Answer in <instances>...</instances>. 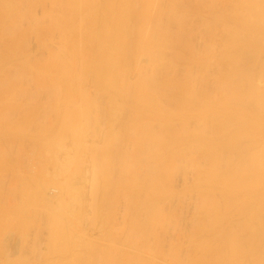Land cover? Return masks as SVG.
<instances>
[{
    "label": "rangeland",
    "instance_id": "1",
    "mask_svg": "<svg viewBox=\"0 0 264 264\" xmlns=\"http://www.w3.org/2000/svg\"><path fill=\"white\" fill-rule=\"evenodd\" d=\"M104 1L105 0H95V1L94 0H91V1L90 0L89 1L88 0H78V1L77 0H0V216H1L0 217V228H2V229H0V256H1L0 257V264H101V263L102 264H106V263L107 264H113V263H115V264H119V263L120 264H133V263L134 264H140V261L135 256L137 254L139 256H141L142 258L143 257L146 258V260H148V263L146 261L147 264H152V263L153 264H155V263L156 264H182V263L188 264L187 263L188 259H189L188 262H190L191 259H192V261H194V264L204 263L203 261H205V260L209 264H214V258H215V256H212L213 253H212L211 247L210 248L207 247L206 244H205L206 246L203 245L205 247V249L207 248L206 249L207 252L204 251L205 249H202V247H203L202 245H201L202 247H199L200 245H198V247L196 246L197 245L195 243L196 239L197 238L200 239L201 237H204V236H201V235H204L205 233H206V235L207 234H210L212 232L213 233H218V234L220 233L221 234L223 231L225 232L226 229H227L226 231L229 230L231 232V231L239 228L236 231H234L235 232L234 234H237L238 235V234L241 233V231L245 230L244 229V226H243L245 224L244 222L246 220V223H247L248 217H250L252 215V213H253L252 210H255L254 211V213H255L256 212V209H257V207H256V209L255 208H252L251 211H249L248 216L246 217L247 219L243 220L244 222L241 221L242 219L239 220L240 217L236 214L237 211H238L237 210L238 209L237 208L238 206L236 204L235 205L233 204L236 200L232 199L233 201L232 200L231 201L233 203L229 201L230 202V204H229V202L226 199L224 200V197H225L224 196V193H226V195H227L228 192L230 193L231 191L232 192L234 191L235 193H237V191L239 192V190L240 191L242 190L241 192H244L243 189H242V188H244V187H242L244 184H242V185L239 186V187H242L239 190H238V188H239L238 187V184L235 185V187L236 186L238 187V188L236 187L237 189L235 190V187L233 186V184L231 185V183L228 182V180L230 178V176H228L225 179H227V182H228V185L229 186H227L228 188H226V190H224L225 188L222 187V183H223L222 180H224V179H222V178H221V182L222 183H219L220 182V178L219 177H218L219 181H216V182H214V181L211 182L210 180H207L206 181L204 179H200V181H199V179L196 178V177L199 176L198 171L202 168V167L199 168L200 167L199 166V162H200L199 160H201V158L203 160H205V158H206V160H208L206 163L209 162V165L211 164L210 162H212L213 159H215V158L221 159L220 156H219V157H215L212 160H210V155L209 154L212 152L211 153V156H213V154L215 153V151L213 150L214 151L213 152L212 149H215V150H217V149L216 148L209 149L212 144L210 146L208 144H205L207 141L204 143V145H205L204 146L203 143H202V142H204V140L201 142V139L207 138V140H208V139H211L213 136H216V135H212V133L213 134H216V133L219 134L220 132H223L224 130H226L227 128L230 127V126L228 127V125H230L228 119L229 120L231 119L230 120V122H231V128H229V129H233L237 124L238 125L241 124L242 125L241 127L244 126L246 128V129H243V130L241 129L242 132L245 131L247 133L246 134H242V136H241L242 139H240V140H244L243 137L244 138L246 137L245 140L243 141V143H245L248 140L247 137L249 138V133H250L249 131H252V132L254 131V129L253 130H250V128L252 127V125L255 126V128L257 129V128H259L261 126L260 124H262V123H260L261 120L264 121V116H262L264 114V112H262V115L260 114L261 112L259 113V111H261V110L254 111L253 113H251L250 110H252V109H250L248 107H245V106H242L241 104L239 105V103H237V102H236L237 104L236 103L234 104V103H231L230 102L231 105H229L228 104L229 103L228 101H230L229 98L231 97L232 93H230L231 95L229 94L230 96L228 95V101L227 102H226V100H223L224 97L225 98L227 97V93L226 92H228V91L225 92L226 95H224V97H223L222 94H224V92H222V90L220 89V87H222V85H223V82L222 81H227V79H229V77L227 78V76H229V73L230 72H228V74L226 72L227 69H228L227 67H228L229 63H228V65L226 64L227 63L226 62L227 59H226L225 56H224L225 58L223 57L224 59H222V56L215 55V54H217V52L219 51V49H214V50L212 49V51L211 50L208 51V54H204L205 51H206V47L208 49H210V47L213 48L212 45H211L212 42H213L212 43L213 46H215V47L218 44H220L221 46L222 45H227L229 43V41L233 37H232V35H230L229 36V40H228L227 39L228 36L224 34L225 31L224 32L222 31L223 28L220 29V27H222V26H218L217 25L216 28L215 27H212L213 29L211 27H209V26L208 27L206 26V28H208V29L205 30V27L204 26H199V24H196V22H194V24H193L194 26L191 25L192 30L190 29V26H186V28L182 26L183 29L185 28L184 30L181 29L182 27L179 26V28L181 29V31L183 30V32H182L183 35H180V36L181 37L183 36L184 38L186 36L185 40L187 39L188 41H190L188 43L189 45L187 44L188 41L186 42L184 39H181L180 36H177V33L179 34L180 32H177L175 30L174 33H176V36L177 37H175V34L172 35V36L175 37V40H177L178 37H179L180 40H181V42H182V44H184L183 42L185 41V43L187 45V46L185 45L186 48H185L184 45H182L181 43H179L180 40H179V42H178V40H177V42H174L175 40H173V43L174 44L171 42V40H169L170 41L169 44L167 46H164L165 44H167V42H165V44L163 42L166 41V39L169 37V33L170 34L173 33V30L175 29V27H177V29H179L178 26H177V24H175V26L172 27V32L171 31H168V34H167V30L168 29L170 30L171 28H168L166 30V33L164 34V36L166 35V39H164L163 41L162 40L159 41V44L161 43V46L163 45L165 47L164 49L166 51H168L166 49V47L167 48L170 47L171 49L173 48L171 51H173L174 53H170V52L165 53V50H162L161 49L164 54H161V52L159 51L158 53H160V54L158 56L155 54V57H154V55H152L153 58L151 57V59H150V56L151 55L149 54L150 56H148L146 54L149 57V61H145V60L148 59V57L144 59V55L145 54L142 55L141 52H139L137 50L139 48L140 49L142 48L141 47L142 44H143V48H145V45L148 46V44H151L152 43L150 41H153L152 40V37H151L152 36L151 35V31L150 30L149 31L148 30H145V28L143 27V24H141V20L144 17H146L147 15H144V14L142 15V12L141 11L138 12V16H141L142 15L143 18H140L138 20L140 22H138V21L136 22L138 25L134 24L135 21L133 20L132 25L134 24V26H132L131 29L133 27L136 28L138 33L135 32L136 30H133L132 34L135 32L134 33L135 36H134V38H131V37H133V35H130V37H129V35H128L129 32H127L128 33L127 34L125 32L126 30L125 31L124 30L118 31L117 30V27L114 28V25H113V22L115 21V19L118 16H120L121 18L123 16H126V14H128V16H129L132 13L130 11V9L123 7L124 9H128L130 11L129 13H127V11L125 10L126 11V14L123 15L122 14L123 13L122 12V9L120 10V9L114 8L112 6V4L114 5V0H112L113 1L112 4H109V3L112 2L110 0H106L105 2ZM103 3L104 4L106 3L105 4V7H104ZM69 7H70V9H69ZM80 7H82V9ZM105 8H107V10H105ZM110 9L113 10V11L111 12ZM136 10L134 9V11H136ZM98 11H99V13H98ZM117 11H119V13ZM117 14H119V15L116 17ZM112 15H114V16H112ZM80 16H81V18H80ZM111 17H112L113 20L111 19ZM88 18H91V19H88ZM191 18H193V20H194L195 16H193V17L191 16ZM191 18H190V20H192ZM132 19H134V18L132 17ZM111 20L113 22H111ZM122 20H120V21H122ZM81 24H82L83 27L81 26ZM135 25H136V27H135ZM196 26H199L202 30L199 27L197 29ZM108 27H109V31H108ZM209 28H211V29L209 30ZM63 29L66 30V31L64 32ZM217 29H218V31H216ZM198 30H200V32ZM85 31H87V32H85ZM146 31L150 32V37H146L145 36V34L149 36V33L146 32ZM160 31H162V30H160ZM160 31H156L154 33L155 36H156V33L157 32H160ZM197 31H198V34H197ZM89 32H90V34H89ZM164 32H165V30H164ZM184 32H186V33H184ZM187 32H189L188 33V35H189L188 37H189L190 40L187 38ZM92 33H95V34H93L94 39H92L93 38L92 35H91ZM102 33H103V35H102ZM199 33H201L202 36ZM184 34H185V36H184ZM216 34H218V35L216 36ZM105 35H106V37H108V39L105 37ZM162 35H163V33H162ZM162 35L160 36V33H159V35H157L156 37L160 36V38H161ZM192 35H193V37L194 36L195 37H199L200 39L194 37L195 40H193V39H191ZM228 35H229V33H228ZM61 36H62V40H61ZM124 36H125V38H123ZM11 37H13V38H11ZM156 37L154 38L155 40L157 39ZM81 38H82V40H83L84 43L82 42ZM129 38H131L130 39L131 41L128 40ZM140 38H142V40H140ZM146 38H147V40H146ZM148 38H149V40H148ZM163 38H165V37H163ZM123 39L125 40L124 44H126V45H124V44L123 45H116L117 48H118V46H120V47L121 46H124L123 47L124 49L121 50V54L119 52V55H118V53H117L118 51L115 52L117 49L115 48L116 50L114 51V47L113 46H115L114 44H115L116 41L118 42V43L116 42L117 44H122V42L124 41ZM133 39H134V41H135V39H137V41H135L136 43L135 42H132ZM182 40H184V41H182ZM198 40H199V43L197 44ZM251 40L254 41L253 39H250V41H248V43H250L252 45H257V46H259L258 44H260V46L262 45L263 48H264V44H261V43H257L256 44L255 42H251ZM67 41H69V42H67ZM138 41H140V42H138ZM191 41L196 46H198V45L201 44L199 47H196L195 46V49L194 50L197 53L195 51L194 52L196 54L193 51L191 52V50H193V49H190V48L194 46V45L193 46L190 45L191 44ZM214 41H215L216 44L217 43L218 44L215 45ZM221 41H222V43H221ZM236 41H237V39H236ZM157 42H156V44H157L156 46H158V43ZM205 42H206V45H207L206 47H205ZM224 42H225V44H224ZM241 42L242 41H239L238 40V43L236 45H238V44L239 45H242V44L245 45L247 41L246 42L243 41L242 43ZM244 42H245V44H244ZM129 43H131L133 45V47H131L132 45L129 44ZM133 43H135V44H133ZM138 43L139 44L141 43L140 44V47H138L139 46ZM235 43H232V44H235ZM58 44H59V46H58ZM136 44H138V45H136ZM176 44H177V47H176ZM179 44H181V45L179 46ZM208 44H209L210 47L208 46ZM243 45H242V47H243ZM125 46L128 47V48H126ZM189 46H190V48H189ZM262 46H261V49L263 50ZM219 47L220 46L218 45V47H216V48H219ZM160 48H163V47H160ZM160 48H157L156 47L154 49L157 50V49H160ZM170 48H169V50H170ZM59 49H60V51H59ZM66 49H67V51H66ZM77 49H79L80 52L79 51L77 52ZM85 49H87V50L84 51ZM118 49L120 51V48H118ZM220 49L222 50L223 48L221 47ZM102 50H103V52H102ZM129 50L132 53H130ZM258 50H260V49H258ZM70 51H72V52H70ZM87 51H89V52H87ZM220 51L218 53H220ZM124 52H126V53L129 54V55H127V57L130 59L129 60L128 58H126V62H125L126 64L123 62L124 58L126 57V55H125ZM136 52H139L142 55V58L143 59L142 58L141 59L143 60V62L142 61L141 62H142L143 65H141V62H140L141 55L139 53H136ZM70 53H72V54L70 55ZM86 53H89V54H86ZM148 53H150V52H148ZM132 54H134L133 57H132ZM137 54L139 55V59H137L138 58V55ZM170 54H172V56ZM112 55H113V58H112ZM160 55H162V56L164 55L163 56L164 58L167 55L168 56H171V57H168L167 59L165 58L167 61L165 59H163V60L166 61V64H165L164 63L165 61H160V59L162 60L163 57L158 58ZM215 56L216 57H220L219 58V61H218L219 62L218 65L217 64L216 65L214 64L215 61H214V63H212L213 62V58ZM134 57H137L136 59L138 60V62H137L138 64H135L136 62H135ZM207 57H210V59L207 58ZM62 58H63V60H62ZM117 58H119V59H117ZM156 58L159 59L158 62H157V60H155ZM182 58H183V60H181ZM204 58H205L206 61L205 60H202ZM133 59H134V61H133ZM168 59H170L169 60L170 63H168L169 62ZM200 59L202 61H204V62H202ZM208 59L210 61H208ZM216 59H218V58H216ZM220 59H221V62H220ZM65 60H67V61H65ZM97 60L99 62H101L102 64L101 63L99 64V62ZM223 60H225V61H223ZM152 61H155L157 63H154L153 64ZM172 61H173V63H171ZM197 61H198V64H199V61H200L201 62L200 65L201 66L203 65L201 67L202 69L205 68V69H203V71H202V69H200V65H198V66L196 65L195 62H197ZM109 62H111L113 64H111ZM147 62L148 63L150 62L151 64L149 63L148 66H146L147 65ZM210 62H211V65L212 66L209 65ZM174 63L175 64L177 63V64L175 66H173L172 64H174ZM216 63H217V61H216ZM222 63H225V64H222ZM120 64H122V66H118ZM170 64L172 66H170ZM204 64H205V66H204ZM108 65L111 66V69H109V72L107 71V68H106ZM157 65L159 66V69H158V66ZM187 65H189V66L186 67ZM208 65H209V67H207ZM78 66H80V67H78ZM103 66H105L106 69H104ZM166 66H168V67L170 66V67L169 68L168 67L166 68ZM246 66H248V63L244 64V67H246ZM82 67H83V69H82ZM118 67H120V68H118ZM150 67H151V69H150ZM221 67H222V71L225 70V74L224 75H226V76H224V77H226L227 79L226 78L223 79V78H221V76H219V75H223L222 73H224V72L221 71ZM229 67H230V65H229ZM68 68H69V70H68ZM86 68H88V69H86ZM179 68H181V69H179ZM95 69H97V70H95ZM126 69L129 70V71H127ZM157 69H158V71H157ZM168 69H170L169 72H168ZM192 69H194V70H192ZM214 69H215V72H213ZM111 70H113V71H111ZM143 70H147V71L145 72ZM154 70H155V75L157 74V77L155 79L157 81V85L162 84V83H160V81L161 82L166 81V82H164L165 84H167V82L170 81L169 82L170 84L169 85L167 84L169 86L167 95H169V92H171L169 97H172V95H173V97L177 96L175 98V100L172 99V98H169V99H171V101L169 99H166L167 101H169V102H166L165 101V98L163 97L164 95L161 93V92L165 91V92H163L165 94L166 93V90H164V89H166V88H162L161 89V87L159 86L160 87V89H159V87L156 88L157 86L154 85L155 83L152 84L153 80H151V77H152L151 74H150V76H151L150 78H148V76H149V73L150 72H153L152 74H154ZM165 70H167V71H165ZM219 70L222 73H219L218 72ZM95 71H96V75H98L100 77H97L96 75H94L95 74L94 73ZM116 71L118 73H115ZM190 71H192V74L194 73V75H192ZM195 71H196V74H195ZM228 71H231V70L228 69ZM82 72H83V74H82ZM105 72L106 73H109V74H106ZM124 72H126V73H124ZM158 72H159V74H158ZM128 73H129V76H127ZM123 74H125L126 77H124ZM144 74H145V76H144ZM84 75H86V76H84ZM107 75H108V77H107ZM146 75H147V79L150 80V81L149 80H147V81L150 82L151 84L150 83L147 84L148 83L147 81H146L147 83L145 82L144 79H146V78H144V77H146ZM216 75H218V77L221 78V79L219 78V80L222 83H220L219 80L216 81L218 79V77ZM118 76H119V78H118ZM130 76H131V78L133 77L132 78V82H131ZM207 76H208V78L209 77H212V79H209L208 80ZM114 77H116V78H114ZM128 77L130 78V81H128V79H129ZM136 77H138V79H136ZM141 77H143V78H141ZM170 77H171V80H170ZM172 77H174V78H172ZM192 77H194V78H192ZM107 78H108V80H107ZM188 78L190 80H188ZM195 78H196V80H195ZM206 78H207V80H206ZM116 79H117V81H116ZM123 79L124 80L127 79V82L124 81ZM172 79H174V80H172ZM213 79L214 80L216 79L215 80L216 83H220L221 85L220 84H214L215 81H213ZM68 80H72V81L69 82ZM104 80H105V82L106 81L107 82L105 83ZM158 80H160V81H158ZM112 81H113V83H112ZM120 81H122V83H120ZM187 81H188V83H186ZM194 81H196L195 82L196 84L194 83ZM65 82H67V83H65ZM102 82H104V83L103 84H99V83H102ZM125 82H126V85H125ZM158 82H159V84H158ZM179 82L183 83V85H181V83H179ZM202 82L203 83L205 82V83L203 84ZM127 83H128V86H127ZM164 83L162 84V86L168 87ZM177 83H178L179 86L177 85ZM144 84H145V86H144ZM146 84H147V86H146ZM171 84H172V86H171ZM200 84H201V86H200ZM149 85H150V88H149ZM151 85H152V87H151ZM193 85H194V87H193ZM215 85L217 87L219 85V89H216L217 87ZM110 86H111V88H110ZM125 86H126V88H125ZM187 86L189 87V89H188ZM195 86H196V89L197 90L195 89ZM146 87H148V88H146ZM107 88H109V89H107ZM170 88L171 89H174V90H171ZM202 88L205 89V90H202ZM176 89H178L179 91L176 90ZM152 90L153 91H155V90H158L159 91L160 90V91L157 93L156 91L153 92ZM169 90H171V91H169ZM182 90H183V92H182ZM216 90H218V91H216ZM236 90L237 89H235V91ZM180 91L182 92V95H181V92ZM263 91H264V88H263ZM205 92H206V94H205ZM175 94H177V95H175ZM190 94H192L193 96L190 95ZM195 94H196V96H195ZM126 95H127V98H126ZM152 95H153V97H151ZM205 96H207V97H205ZM208 96H209V99H208ZM141 97H143V98H141ZM222 97H223V99H220ZM178 98H180L181 100H179ZM141 99H143V100L141 101ZM162 99H164L165 102ZM196 99L198 100V102H197ZM211 99H212V102H210ZM213 99H214V101H213ZM219 100H220L221 103H217V102H219ZM145 101H147V102L150 101V102L147 103ZM172 101H174V102H172ZM175 101L178 104H176ZM223 101H224V103H223ZM158 102L159 103L161 102L162 104H159ZM193 102H196V103H193ZM149 105H150V107H149ZM159 105H160V107H159ZM162 107L164 109L166 108V110H165L166 112H164V109ZM220 107L221 108H224V110L221 109ZM203 108L205 110H203ZM216 109H217V111H220V113H218L216 115L214 113L212 115L211 112H215ZM192 110H193V112H192ZM207 110H209V111H207ZM133 111L135 112L134 114L132 113ZM149 111H151V112H149ZM262 111H264V110H262ZM136 112H137V114H142V113L145 114L146 117L149 118V119H153L155 115H158V113L164 115V117H165V124L167 125V126L166 125L164 126V129H163L164 132L161 131L162 136H164V141L166 142L167 141L166 138H168L170 136L172 137V134H173V137L172 138L170 137L171 138L170 139V142L169 141L166 142L167 144L175 141L176 139L178 140V137L179 136H180L179 139L180 138H183V135H185L184 137H186V140L187 141H183V142L180 141L181 144H179V145H184L185 144L186 145V146L184 145L186 147L185 150L183 148L184 146L183 147L182 146H179L180 148L182 147L183 149H180L179 147H178V149H176L177 151L179 150L178 153L176 151L170 152L171 150L169 151L168 149H165V156H166V159L165 160H168V161H165V163L163 165V170H165L164 168L166 167V169H167V170H165L166 172L167 171L169 172V169L171 170V172H172V170H174V172H175V169L174 168L177 166V163H178L177 160L180 162L181 157L182 156L185 157V155L190 156V157H186L185 158V160L187 159L186 160L187 163H189L190 165L189 164L186 165V162H183L184 157L182 158L183 160L181 159V161L183 163H185V166L187 168H189L191 166V164H192V163H190V160L191 159H192V161H194L196 159L195 161L197 163V164L194 165L195 162H193V173L194 172H197L196 174L194 173L196 175V177H195V175L193 173L190 174V172L192 170L191 169L192 166L189 169L186 168V171L187 170L189 171V172L187 171V173L189 175V176L187 175L188 176V179L190 178V175H192V179H193V177L196 178L195 180L193 179L195 182L192 181V183H190L189 186L187 185V188L184 187L183 188V191H181L179 193L178 197L175 200H173V202L172 201H169V198H167V197L163 198L161 200L162 201V203H161V205H162L161 207L162 208H160L161 210H158V206L156 205L158 212H156V215L155 214L153 215V216H156V218H154L152 216V214L154 213L152 210L154 209V211H155L156 208L155 207H151V204H149L152 201L154 202V199H153L154 195H153V193H156V192H154V191L151 190V195L153 196L151 198L150 197L151 195H149L150 191L141 188V191L143 193H146V197L149 195L147 198H145V194H143L144 196H142V197L145 198V200H146V201H144L145 203H142L141 200H144V198H142V197H140V199L142 198L141 200L139 199V197L137 195H136V198L131 197V194H132V196H135V193L133 194L132 191L130 190V188H135L134 190H136L139 187L136 188L135 184H137V182L134 181L135 178L134 177L132 178V175H130V174H133L134 171L131 170V168L128 167V163L130 162L131 158L130 157L129 158L127 157L129 155V153L127 154L128 150L125 148V146L128 147V145H130V144L133 143V140H132V143H131V139H134V142H136V141L138 142L137 139H139V137H142L143 136L142 131H144L143 129L145 128V126H144V124H145L144 121L145 120L142 121V124H143L142 126H144V128H141V125H140L141 122L138 123L139 120L141 121V118L138 117V116L136 117L138 119L135 118ZM209 113H210V115H209ZM223 113L224 114L227 113V114L224 115ZM247 113H249V114H247ZM255 113L256 114L258 113L259 117H257L258 115L256 116ZM219 114H221V116L222 115L225 116V118L223 119L225 121V123H224V121L223 122H218V123H217V120L214 121L215 119H218L216 116H218ZM211 115H212V117L215 116L216 118L215 117L212 118ZM227 115H228V117L230 115H233V117L230 116L231 118L229 117L227 119L226 118ZM221 116H218L219 118H221V119H218L219 121L220 120L222 121V117L223 116L222 117ZM239 116H240V118H239ZM243 116L246 117V118L244 119ZM254 116H256V117H254ZM207 117L211 118V120L213 119L214 123L216 122L217 125L215 126V124H212L213 121H211V124H210L211 125V128H210L209 127L210 125H208V122H207L209 120V118L207 119ZM235 117L238 118V119H236ZM232 118H234V119H232ZM252 118H253V120H252ZM134 119L135 120H138V121L137 122H134L135 121ZM202 119H204V120L206 119L207 121H204V122L201 121L202 123H204V124H202V123H200V120H202ZM226 120L228 121V124H227V121ZM244 120L246 122H248L249 125L251 123V125H250L251 127H249V131L247 130V128H248L249 125L246 127L245 124H244L245 123ZM258 120H259V122H258ZM132 122H133V124H132ZM205 122H207V123H205ZM252 122L255 123L256 125H259V126L257 127L256 125L252 124ZM187 123H189V124L187 125ZM198 123L199 124H202L200 126H203V127L198 126ZM222 123H223V125H222ZM138 124H139V126H138ZM169 124L170 125L173 124L172 126H174V127L171 128ZM175 124L177 126H175ZM184 125H185V127H184ZM204 125H206V126L208 125V127H207L208 129L205 127L206 133L203 131L204 130ZM213 125L215 126L214 129H213ZM224 125L226 127H224ZM124 126H126V127H124ZM168 126H169L170 130H169ZM146 127H148V126H146ZM165 127H167L166 128L167 130L165 129ZM261 127L264 128V125H262ZM124 128H125V130H124ZM135 128H137V131L135 130ZM187 128H189V129H187ZM191 128L192 129L195 128V129L192 131ZM209 128L211 129L212 132H210V129ZM223 128H224V130H223ZM260 128L258 129L260 131L259 134L258 135L255 134L256 135L255 136L253 134L255 132L251 133L250 134V138H249L250 141L248 140L246 143L252 142L253 141V138L255 140V137H259V135L263 132V131L260 130ZM200 129H201V132H200ZM238 129H240V128H238ZM238 129L237 130L236 129H233L230 132V134L231 133L233 134V132L235 133V132L239 131ZM77 130H78V132H77ZM100 130H101V134L103 136L99 134L100 133ZM122 130H124V131H122ZM132 130H134V132H132ZM207 130H209L208 132L211 133V134H209V137L207 135ZM213 130H214V132H213ZM241 130L239 131V133L241 132ZM184 131H186L187 133H185ZM202 131L207 136L206 135L203 136ZM102 132H106V134L105 133H102ZM126 133H127V135H126ZM139 133H140V136H138ZM237 133H235V134H237ZM252 134H253V137L251 136ZM97 135L100 136V137H98ZM125 135H126V137H125ZM147 135H146V137H147ZM176 135H178V137H175ZM211 135H212V137H211ZM246 135H248V136H246ZM261 135H264V134H261ZM104 136H107V137H104ZM195 136H198V137H195ZM81 137L82 138H85V139L87 138V140H88V146L90 147V148L87 147V149H85V148L84 149H81V151L83 150L85 153L88 152L87 155H88L89 158H90V156L92 154L95 155L96 152L98 151L97 154H96L98 157L96 155H95L96 157L95 156L93 157V155H92L91 156V159L93 158L95 160L97 158L96 160H98V158H99L98 164H96L97 167H98V165H102V164H104V162H106L104 164L105 167H103V169H102L103 170L102 173H104L105 176L106 175H109L110 176V177L109 176L108 177L107 176L104 177V175H102L103 176L102 177L101 174L98 173V175H100V176H98L99 177V180H100V185H99L100 187L98 189V195L95 198L96 201L94 200L95 202L93 204V205H95L94 206L95 209L93 208V212L91 211L92 214L89 213L90 220L88 221L89 223L87 222L88 225L86 227L87 228L86 229V232L83 231L84 228L82 227V225L81 224H78V222H79L78 219H76V218L73 219L74 218L73 215H72L73 218L70 216V212H68L66 205H62L61 207H55V208L49 207L48 208L47 206H49V205H47V204L45 205V202H43L41 198H40L41 200L40 199L39 200L36 199L37 197L35 198L34 191H33L34 190L33 183H31L30 180L27 181L26 179L23 178V174H27V173L28 174H34V173L36 174V172L40 173V171L43 170V167L41 168V165L42 164L43 165H46L45 167H47L48 170L53 171V169L55 167L54 157H56L57 155L62 156L63 153L66 152V150L64 148H70V150H71L74 147V145H75V140L77 138H81ZM133 137H135V138H133ZM187 137H188V139H187ZM189 137H191V138H189ZM261 137H263V136H261ZM115 138H117L119 140V142ZM119 138H121L122 140L119 139ZM148 138H152V134H149V137ZM174 138H175V140H172ZM251 138H252V140H251ZM128 139H130V140H128ZM152 139H155V136ZM191 139L192 140L197 139L198 142L196 143L197 140L194 142ZM258 139H256L253 142H256V144H257V142H259L261 140L260 139L259 141H257ZM111 140H113L116 143L112 142ZM189 140H191V141H189ZM263 140H264V137L262 138V140L260 142V145L258 147H260V146L263 145L262 144V142L264 143ZM96 141L99 142V143H101L99 146L97 145L99 148L98 147L97 148H93L95 146L94 142H96ZM102 141H103V143H102ZM189 142L190 143L191 142L192 143H196V144H194V147H196V146L197 147L196 148L193 147L194 149H196L195 150L196 152L194 151V149L192 150V148H191L192 146L189 145L190 144ZM200 142H201V144H199ZM106 143H108V144L106 145ZM109 143H111V144H109ZM246 143L244 145H246ZM104 144H105V147H104ZM63 145L64 146L66 145V146L64 147ZM100 146H101V149L102 148H104V149L101 150L100 149ZM106 146L108 147V149L106 148ZM119 146H121V147H119ZM187 146H189V147H187ZM198 146L201 147L202 149L200 148V150H199V147ZM219 146H221V145H219ZM219 146L217 147L218 148V150H217L218 154H219V152H222V146L221 147H219ZM253 146H256L255 143L253 144ZM252 147H251V149H252ZM122 148H123V150H122ZM119 149H120L121 154H120V152H118ZM125 149H126V151L124 152ZM219 149H221V150L219 151ZM258 149L259 148H257V150ZM187 150H188V152H187ZM208 150H211V151H209V153H208ZM257 150H256V152L259 153V150L258 151ZM83 151L81 152V155H83V157L86 158L87 155L84 154ZM204 151H205V153H204ZM223 151H225V150H223ZM129 152H130V155L129 156H131V151H129ZM166 152H168V154ZM169 152L172 153L171 154L172 156L170 155ZM173 152H175V153L173 154ZM179 152H184V153L180 154ZM206 152L208 154L207 156L205 155ZM222 153H224V152H222ZM252 153H254V151ZM104 155H105V157H104ZM173 155H177V156L175 157ZM179 155L180 156L182 155V156L179 158ZM222 155L223 154H221V156ZM254 155H256V154H254ZM106 156H108L107 159L109 158L107 161L104 160V159H106ZM113 156H114V158L111 159ZM192 156L193 157L196 156V158H194V160H193V157ZM122 157H123V159H122ZM91 159H90V161L93 163L94 160L93 159L91 160ZM101 159L103 160V162H101L102 164H99ZM118 159L120 160V162L123 160L121 162L122 165H121V163L119 162ZM126 159L128 161H126ZM188 159H190V160L188 161ZM96 160H95V163H97ZM111 160L114 161V164L115 165L113 163L111 164V162H113ZM203 160H202V162H204L203 164L206 166L205 161H203ZM117 161L119 162V164L121 166V169L124 166L126 167V169H124L125 167L122 169L123 173H122V171H120V166L118 168V165L119 164H118ZM174 161L176 162V164H175L176 166L174 165V168L173 167L170 168V166H173ZM182 162H180V163H182ZM125 163H127V164H125ZM166 163H167L169 169L165 165ZM110 165L111 166L113 165L115 167L112 168V167H110ZM183 165L180 166V167L178 166L181 169H179L178 167H177L178 169L176 168V171L178 170V172L180 174L181 173L182 174H184V173L186 174L185 171H184V173L181 171L182 168L185 167ZM106 167H107V169H104ZM194 167H196V169L198 168L199 170L198 171L197 170L194 171ZM127 168H129L130 170L127 169ZM205 169H208V168L206 167ZM99 170H100V168H99ZM125 170L131 171V172H129L128 175H127V173H124ZM201 170H203L201 172H204L205 171L203 168ZM165 171L162 172V175L163 176H162V179H161L162 180V185L164 184L165 187L164 186H160L159 189L161 191H159V192H157V194H155L156 197L159 194H161V193L168 194V193H171L173 190H177L176 189L177 187L175 188L176 185L174 183L177 184L180 181L179 179L182 177L181 176L182 174L180 175L179 173H176V176L178 177L177 178L178 180H177L175 174L172 176V173L169 172V175H168V172L165 173ZM205 172H207V171H205ZM110 173H112L113 175L110 174ZM120 173L121 174H124L123 176H127L128 177V181H125V180H127L126 179L127 177H124V179H123V176L120 175ZM177 174H179L180 177ZM185 174H184V177H187ZM197 174H198V176H197ZM241 175L243 176V174H241ZM241 175H239L240 177L237 176L236 179L237 180L238 179L240 180V178H242ZM120 176L122 178H120ZM133 176H134V174H133ZM170 176H171V178H170ZM217 176H220V175H217ZM249 176L251 178H253L251 175H249ZM174 177H175L176 181L174 180ZM202 177H203V173H202V176H199V178H202ZM204 177L207 178V176H204ZM116 178H118V180ZM243 178L241 179V181L243 180ZM107 179H108L109 182H107ZM182 179H184V178H182ZM211 179H213V178H211ZM214 179L216 180L217 177L215 176ZM255 179L250 180V182L253 181V180L258 181L257 180L258 177L255 176ZM123 180L125 181V183H123L124 182ZM131 180L134 181V182H136V183L131 182ZM161 180H159V181H161ZM173 180H174V183L171 184ZM201 180H204V181L202 182ZM118 181H119V183L117 184L116 182H118ZM129 181H130V183H129ZM182 182L179 185H181ZM108 183L110 184V187H109ZM205 183H207L208 188H207V186H205L206 185ZM217 183H219L221 185L218 184L219 185L218 186ZM256 183H258V182H256ZM124 184H125V186H124ZM252 184H251V187H250V185H249V187H248V185H246L247 187L244 185L245 186V189H244L245 192L244 193L247 194L248 192L249 193L252 192V187L253 188L255 187L254 184H253V186H252ZM116 185H119V186H116ZM173 185H174V187H173ZM230 185L233 186L234 189ZM48 186H49V187H47L48 189L49 188L50 189L51 188L52 189H59V185L58 184L57 185L56 184H48ZM166 186H169V187L167 188ZM201 186H203L204 188H202ZM115 187H116V189H115ZM193 187L195 188V191H194ZM218 187H220L221 189L218 188ZM217 188H218V190H217ZM229 188L230 189L232 188V189L230 190ZM248 188H250L251 191ZM48 189H47V191H49ZM109 189H111V190H109ZM117 189H119V190H117ZM191 189H193V190H191ZM196 189H199V192L201 193V195H202V193H206L207 192L206 194H203L202 197H201L200 193H198L200 195V197L202 198L200 200H203V201H200L199 200L198 202H196L198 204L201 203V206H199V207H198V204H197L196 207H198V209H196L195 207H194L195 208L194 209L193 208L194 205L191 204V203H195L193 200H195L196 198L197 199L200 198V197H198L199 195H197L196 198L194 196V194H195L194 192H196ZM206 189H208V191H206ZM201 190H202V192H201ZM203 190H205V191L203 192ZM209 190H210V192H209ZM221 190H223V191H221ZM129 191H131V194H129V195H130V197L133 200L134 199L135 200H138L139 199L141 201V207L139 208V206H137L139 208L138 209L139 211L136 210L137 209L136 205H140V201L139 200H138L139 202L133 201L129 197V195L127 194V192L129 193ZM136 191H138V190H136ZM212 191L214 193H216V191L218 193H220V192H224V193H223V198H222L221 195H220L221 197H219L218 196L219 194H215L219 198H217L218 200H214V198H211V201L210 202L212 203V200H214V201H216V204L213 202L212 205L209 206V203L210 202L209 203H207V202L210 200V197H212V196L214 197V194H213ZM147 193H148V195H147ZM249 193L247 195H249ZM115 195H117V196H115ZM121 195H123V196H121ZM126 195H128V196H126ZM113 196H114L115 200H114ZM127 197L131 201L128 200ZM206 197H207V199L209 197V199L207 200ZM124 198L126 200H124ZM182 198L185 199L186 201L185 200H182ZM187 198L188 199L191 198L189 200V202H188ZM240 199H242V194H241ZM150 200H151V202H149ZM170 200H172V198ZM124 201L127 202V204ZM128 201H130V202L128 203ZM205 201H207V202H205ZM221 201L224 204H226V205H222L223 203ZM108 202H110V205L108 204ZM131 202H132V205H131ZM135 202H137V203L135 204ZM163 202H164V204H163ZM174 202H176V203H174ZM180 202H181L182 205L179 204ZM187 202H188V204H187ZM202 202H205V204L207 203L206 206L208 208H206V206H204L205 204L203 205ZM177 203H178V205H177ZM231 203H232V205H231ZM236 203H238V201H236ZM128 204H130V205H128ZM147 204H148V206H147ZM217 204H218V206L219 205H222V206H220V208L221 207L222 208L221 209L219 208L221 211H219V209H217L218 208L217 207ZM183 205H185V206H183ZM227 205H229V206H227ZM152 206H155V205H152ZM186 206H188L187 209H186ZM202 206L205 207L206 209L203 208ZM211 206L214 207V210L217 207L216 208L217 211L216 212L214 210L212 211L210 209ZM230 206H231V208L229 209L228 207H230ZM135 207H136V209H135ZM190 207H191V209L193 208V210H195V212H197L196 213L197 216H194V213L195 212L192 211L190 209ZM129 208H130V210H129ZM173 208H174V210H173ZM226 208H227V210H226ZM235 208H237V209H235ZM118 209H119V212H117ZM131 209L135 212L136 215H134V212ZM176 209H177V211H175ZM182 209L184 210V212L182 211ZM200 209L202 211H205V212L201 213L202 211ZM203 209H205V210H203ZM231 209H235L236 211H234V210L231 211ZM146 210H148V211H146ZM199 210H200V214L201 215L198 214L199 213ZM188 211L191 214H189ZM206 211L207 212L209 211V212L206 213ZM229 211H231V212L228 213ZM122 212H125V213L123 214ZM210 212H211V214H210ZM213 212H215V213H213ZM143 213H146V214L144 215ZM168 213H169V216H168ZM205 213L208 214V216L217 213L216 216L218 215L219 216V219L221 217L222 218L220 220H218L217 219L218 216H217V218L215 219L217 222L215 221V224H214V221H213L215 217L212 218V219H209V220H212L211 222H213V224H214V227H211L213 225H212V223H210V221H208V219L206 217L207 215ZM220 213L222 214L221 216H220ZM225 214H226V216L229 217V219L227 217L228 220H225L226 219ZM130 215L131 216L133 215L135 217L133 218V216L131 217ZM191 215H193V216L191 217ZM148 216H149V218H150L151 221H156V223L149 221ZM164 216H165L167 222L164 220L165 219ZM180 216H182V217L184 216V217L182 218ZM198 216H199L198 219L199 220L201 219L200 223H202V225H203V218L205 219V217H206V220L209 222L208 224L207 223L204 224V225H206V227H204V228H202L203 226L200 227L199 220L197 222V219L194 218V217H198ZM230 216H231V218H230ZM234 216L236 217L237 220L234 218ZM52 217H53V219H52ZM129 217H131V218H129ZM211 217H213V216H211ZM223 217H225V218H223ZM2 218H4L3 219L4 221H2ZM106 218H107V220H106ZM162 218H164L163 219V222H161ZM170 218H174L177 221H175L173 219H170ZM180 218H181L182 221H180ZM250 218H249V220H251ZM5 219L6 220L8 219L7 221H9V222H10V219H11V223L10 224H8V222L6 223V220ZM88 219H89V217H88ZM185 219L190 220V221H187ZM191 219H193V220L191 221ZM194 219H196V220H194ZM231 219H233V222H231ZM60 220H62V221H60ZM144 220L145 221L147 220V222H145ZM234 220H235V222H234ZM238 220L241 221L240 223H242L243 230H242V227H241L240 223L237 222ZM261 220H262V223L264 225V218L261 219ZM139 221H140V223H142L141 224L142 225L141 227H140ZM195 221H196V223H195ZM207 221L204 220V222H207ZM220 221L221 222L223 221L224 223L223 222L220 223ZM227 221L229 222V225L230 226L227 225L228 224ZM1 222H2V224H1ZM60 222H62V223L64 222V223L60 225ZM76 222H77V224H76ZM160 222H161V225L159 226L158 224H160ZM170 222L171 223L173 222L172 223L173 226L175 225L176 226L175 228L178 229V230L175 231L174 227L172 226V224ZM188 222H191V223L189 224ZM192 222H194V223H192ZM230 222L231 223H235V224L233 225ZM251 222L249 221V223L246 224L247 227L250 226V224H251L250 227L252 228L253 222L252 223ZM28 223H29V225H28ZM50 223H53V224H50ZM183 223H184V225H183ZM198 223H199V226H198ZM5 224L7 226H5ZM134 224L135 225L137 224V225L134 226ZM152 224H154L155 226L152 225ZM166 224H167V226H166ZM178 224L181 227H179ZM188 224L191 227L193 226L194 231L197 232L196 235H195V233L193 234V236L190 235V234L193 233V232L191 233V231H193V228L191 229V227ZM191 224H193V225H191ZM209 224H211V225H209ZM53 225H54V227H53ZM63 225H65V226H63ZM144 225L146 227L148 226L147 229L149 230L150 233L148 231L146 233L144 232V230L146 229V227ZM162 225H164V226L162 227ZM216 225L219 226L221 229L219 227L217 228ZM232 225L234 227H232ZM239 225H240V227H237ZM246 225H245V228H247ZM128 226H130V227H128ZM183 226H186L187 228L186 227L183 228ZM227 226H229V229H228ZM27 227H28V229H27ZM97 227H98L99 230L97 229ZM139 227L141 228L140 231L137 230V229H139ZM151 227L153 229H151ZM177 227H179V228H177ZM195 227H196V229H195ZM231 227L233 229H231ZM163 228H165V229H163ZM169 228H170V232L171 233L168 231ZM127 229H130V230L127 231ZM156 229H158L159 232ZM183 229H185L186 232ZM55 230L59 231V233L57 231H55ZM141 230H143V232ZM160 230L161 231L163 230L162 231L163 233ZM188 230H189L190 234H189ZM221 230H223V231H221ZM247 230H249V227L247 228ZM151 231H153V232H151ZM154 231H156L157 233H155ZM165 231L168 233L167 235H165L166 234ZM251 231H249V232L247 231L245 233L248 234ZM141 232L144 233V235ZM230 232H226V233H228V237H230V235H232V237H233L234 236L233 233H230ZM1 233H3V234L1 235ZM53 233H55V234H53ZM85 233L87 234L86 235V238H88V241H91L92 242V246L93 247L87 248L84 245L81 247V246H79V244H77L79 246V248H77V246L75 247L74 246L75 243H77V242H80L81 243V241H82L81 238H85L84 237L85 236L84 235ZM133 233H134V235H133ZM147 233H148V235L145 238L146 239L148 238L147 240H150L151 241V242L149 241V244L148 243H145L146 240H145V242H144V240H141V239H145L144 236ZM172 233H173L174 237L169 236V235H172ZM242 233H244V231ZM245 233L243 235H246ZM263 233H264V231H263ZM77 234H80V235H77ZM187 234L190 235V237ZM3 235H5V236H3ZM157 235H159L160 237H157ZM240 235H242V234H240ZM138 236L141 237V238L139 239ZM167 236H169L170 238L167 237ZM182 236H184V237H182ZM52 237H53V239H52ZM57 237H59V238H57ZM135 237H136V239H135ZM176 237H178L180 240L178 238H176ZM181 237H182V239H181ZM76 238L77 239L79 238V240H77ZM158 238H159V240H158V242H156V239H158ZM75 239H76V241H75ZM162 239H163V242H164V244H162V246H164V247H161L160 246L161 244H158V243L162 242ZM166 239H168L167 240L168 242L166 241ZM169 239H170L171 242L169 241ZM3 240H5V241H3ZM52 240H54V241L52 242ZM139 240H141V241H139ZM36 241L39 242V243H37ZM184 241L185 242L188 241L187 242V245H185L186 243ZM221 241H223V240L221 239ZM142 242H144L145 245H143ZM172 242L175 243L174 246H177V244H178V246L176 247V248H178V251H177L176 248H173L174 250L172 248H170V247H174L173 245H171ZM189 242H192L191 246H194V247H191V246L189 247V245H188ZM180 243H182V245H180ZM227 243L228 244L227 245L225 244V245H226V248H228V249L226 250V248H225L223 250V252L229 257V255H230L229 253L231 251L230 249L233 246L232 247H229L231 244L229 245V242H227ZM53 244H55V246ZM82 244H83V242H82ZM146 244H148V245H146ZM165 244H169V245H165ZM183 244H184V246H183ZM194 244H196V245H194ZM242 244L243 243H241V248L243 246ZM138 245H139V247H138ZM155 246H156V248H155ZM168 246H170V247H168ZM180 246H181V248H180ZM185 246H188L189 248L185 249L186 248ZM149 247L152 248L151 251L149 250L150 249ZM195 247H196V249H195ZM218 247H219V244H217V248ZM95 248H97V249H95ZM99 248H100V250H99ZM160 249H162V250H160ZM179 249L182 250V251L184 249L187 250V253L188 254L186 253V251H183V252L186 253V257H187V260L186 261L183 260L184 262L181 260L182 259V256L181 255L184 254V256H185V253H183L181 251L182 253L180 254V250ZM38 250L40 251V253H39ZM242 250H239L238 249L239 252L242 251ZM244 250H246V248ZM78 251L79 252L82 251V252H80V254H79ZM171 251H172V253H171ZM232 251H233V249H232ZM166 252H169V253H166ZM176 252H177V254H176ZM239 252H236V254L237 253L239 254ZM158 253H159V256H158ZM133 254H134V257L132 256ZM192 254H194L195 256H193ZM203 254L204 255H207V256L201 257V256H203ZM215 254H217V251H216ZM238 254H237V257H234L233 256L235 254H233V255L231 254V256H233L232 258H234L236 260V262L234 261L232 263L233 264H239V263L240 264H242V263L245 264L247 261L241 263L242 260L238 259L241 256H239ZM220 255H222V254L220 253L219 256ZM100 256H101V258H100ZM150 256H152V257H150ZM184 256H183V258H186ZM81 257H83V258H81ZM132 257H133V259H132ZM171 257H173V259ZM175 258H176V260H175ZM177 259H180L179 261H181V263ZM103 260H104V262H103ZM195 260H198V261L195 262ZM138 261H139V263H138ZM192 261L189 264H192ZM237 261H239V263H237ZM109 262H111V263H109ZM146 263H142V264H146Z\"/></svg>",
    "mask_w": 264,
    "mask_h": 264
},
{
    "label": "bare ground",
    "instance_id": "2",
    "mask_svg": "<svg viewBox=\"0 0 264 264\" xmlns=\"http://www.w3.org/2000/svg\"><path fill=\"white\" fill-rule=\"evenodd\" d=\"M78 1V0H77ZM89 1V0H88ZM91 1V0H90ZM95 1V0H94ZM106 1V0H105ZM104 1V2H105ZM110 1H112V0H110ZM87 3V2H86ZM92 3V2H91ZM100 3V2H99ZM107 3V2H106ZM105 3V4H106ZM113 3V1L111 2V3H109V4H112ZM74 4V3H73ZM80 4V3H79ZM88 4V3H87ZM90 4V3H89ZM105 4L103 3V5H104V7H105ZM93 5V4H92ZM91 5V6H92ZM108 5V4H107ZM60 6V5H59ZM74 6V5H73ZM72 6V7H73ZM76 6V5H75ZM80 6V5H79ZM110 6V5H109ZM112 6L114 7V8H118V9H122V14L123 15H125L126 14V11H127V13H129L130 11L132 12L131 14L133 15H129L128 16V14H126V16H123L122 18L120 17V16H118L119 14H117L116 15V19H115V21L113 22L112 20V17H111V22H113V25H114V28H116L117 27V30L118 31H121V30H126L125 32L127 33V32H129V37H130V35H133V37H131V38H134V33L135 32H137V29L136 28H132L131 29V27L132 26H134V24H136V25H138L136 22L140 19V18H143V14L144 15H147L146 17H144L142 20H141V24H143V27L145 28V30H150L151 31V37H152V40L154 41L155 39V37L157 36V35H159V33H160V36L162 35V33H163V35H162V37L160 38V36H158V37H156L157 39L153 42V41H150V42H152L151 44H148V46H146L145 45V48H143V44H142V48L140 49H136L137 51H139V52H141V54L143 55V54H145L144 55V59L145 58H147L148 56H150V59H151V57H152V55H154V57H155V54L158 56L160 53H158L159 51L161 52V54H164L163 53V51L162 50H165L164 48V46H167L168 44H169V40H171V42L173 43V40H175V37H177V36H180V35H183V30L186 28V26H190V29L192 30V28H191V25H193L194 24V22H196V24H199V26H204L205 27V30L206 29H208V28H206V26L208 27H215L216 28V26L218 25V26H222V27H220V29L221 28H223L222 29V31L224 32V34L225 35H227L228 36V40H229V36L230 35H232V41L230 40L229 41V43L227 44V45H220V44H218L220 47L219 48H216V47H218V45L215 43V41H214V43H215V45H217L216 47L215 46H213V42L211 43V45H212V47L213 48H211L210 46H209V44H208V46L210 47V49H208L206 46V42H205V47H206V51H205V53L204 54H208V51L209 50H211L212 51V49L214 50V49H219V51L221 50L220 48L222 47L223 49L220 51V53H218L217 52V54H215V55H217V56H222V59H224L225 57H226V59H227V65H228V63H229V65H230V67H229V65H228V69H230L231 71H228V69H227V74H228V72H230L229 73V76H227V78L229 77V79H227L226 77H224V76H226V75H224L225 74V70L224 71H222V67H221V71L222 72H224V73H222V72H220V70L218 71L219 73H222L223 75H219V76H221V78H226L227 79V81H222L223 82V85H222V87H220V89L222 90V92H224V94H222L223 95V97H224V95H226L225 94V92L226 91H228V92H226L227 93V97L225 98L224 97V99H223V97L222 98H220V99H223V100H226V102L228 101V95L230 94V93H232V95H231V97L229 98L230 99V101H228L229 103V105H231V103H239V105L241 104L242 106H245V107H248V108H250V109H252V110H250L251 111V113H253L254 111H259V110H261V111H259V113L262 115V112H264V111H262V110H264V91H263V88H264V48H263V46H262V48H263V50L261 49V46H260V44H258L259 46H257V45H252V44H250V43H248V41H250V39H253L254 41H252L251 40V42H255L256 44L257 43H261V44H264V0H114V5L112 4ZM128 8V9H130V11L128 10V9H124V8ZM81 9H82V7H80ZM108 8V7H107ZM107 8H105V10H107ZM69 9H70V7H69ZM113 9V8H112ZM134 9L136 10V11H134ZM89 10V9H88ZM87 10V11H88ZM119 10V11H120ZM124 10V11H123ZM126 10V11H125ZM71 11V10H70ZM81 11V10H80ZM110 11L112 12L113 10H111L110 9ZM119 11H117L118 13H119ZM142 12V15L141 16H138V12ZM74 12V11H73ZM109 12V11H108ZM121 12V11H120ZM125 12V13H124ZM98 13H99V11H98ZM115 13V12H114ZM83 14V13H82ZM81 14V15H82ZM88 14V13H87ZM86 14V15H87ZM95 14V13H94ZM141 14V13H140ZM121 15V14H120ZM88 16V15H87ZM98 16V15H97ZM112 16H114V15H112ZM191 16L193 17V16H195V18H194V20H193V18H191ZM132 17L134 18V19H132ZM80 18H81V16H80ZM84 18V17H83ZM190 18L192 19V20H190ZM88 19H91V18H88ZM123 19V20H122ZM196 19V20H195ZM86 20V19H85ZM95 20V19H94ZM98 20V19H97ZM120 20H122V21H120ZM133 20L135 21V23L132 25V23H133ZM80 21V20H79ZM84 21V20H83ZM92 21V20H91ZM108 21V20H107ZM85 22V21H84ZM119 22V23H118ZM138 22H140V21H138ZM96 23V22H95ZM118 23V24H117ZM84 24V23H83ZM101 24V23H100ZM112 24V23H111ZM175 24H177V26H178V28H179V26L180 27H185L184 29H183V27L181 28V29H183L182 31H181V29L179 28V29H177V27H175V29L173 30V33H169V37L166 39V35L164 36V34L166 33V30L168 29V28H171L170 30L168 29L167 30V34H168V31H171L172 32V27H174L175 26ZM88 25V24H87ZM108 25V24H107ZM136 25H135V27H136ZM81 26H82V24H81ZM85 26V25H84ZM104 26V25H103ZM140 26V25H139ZM142 26V25H141ZM194 26V25H193ZM199 26H196L197 27V29H198V27ZM83 27V26H82ZM56 28V27H55ZM58 28V27H57ZM64 28V27H63ZM67 28V27H66ZM95 28V27H94ZM130 28V29H129ZM142 28V27H141ZM143 28V29H144ZM148 28V29H147ZM195 28V27H194ZM193 28V29H194ZM200 28V27H199ZM211 28H209V30L211 29ZM214 28V29H215ZM65 29V28H64ZM63 29V30H64ZM83 29V28H82ZM86 29V28H85ZM106 29V28H105ZM140 29V28H139ZM138 29V30H139ZM201 29V28H200ZM204 29V28H203ZM213 29V28H212ZM225 29V30H224ZM57 30V29H56ZM69 30V29H68ZM94 30V29H93ZM133 30H136L133 34H132V32H133ZM141 30V29H140ZM144 30V31H145ZM160 30H162V31H160ZM164 30H165V32H164ZM177 31V32H180L179 34L177 33V36H176V33H174V31ZM180 30V31H179ZM187 30V29H186ZM185 30V31H186ZM202 30V29H201ZM66 30H64V32H65ZM81 31V30H80ZM90 31V30H89ZM96 31V30H95ZM108 31H109V27H108ZM123 31V32H124ZM148 31H146V32H148ZM156 31H160V32H157L156 33V36H155V32ZM199 32H200V30H198ZM198 31H197V34H198ZM204 31V30H203ZM208 31V30H207ZM216 31H218V29L216 30ZM68 32V31H67ZM85 32H87V31H85ZM102 32V31H101ZM106 32V31H105ZM111 32V31H110ZM140 32V31H139ZM206 32V31H205ZM215 32V31H214ZM100 33V32H99ZM108 33V32H107ZM114 33V32H113ZM112 33V34H113ZM120 33V32H119ZM118 33V34H119ZM138 33V32H137ZM142 33V32H141ZM145 33V32H144ZM143 33V34H144ZM149 33V36L148 35H146L145 34V36L146 37H150V32H148ZM184 33H186V32H184ZM188 33L189 32H187V38L189 39V35H188ZM196 33V32H195ZM212 33V32H211ZM210 33V34H211ZM222 33V32H221ZM227 33V34H226ZM228 33H229V35H228ZM89 34H90V32H89ZM88 34V35H89ZM93 34H95V33H92L91 35H92V37H93ZM105 34V33H104ZM110 34V33H109ZM108 34V35H109ZM117 34V35H118ZM125 34V33H124ZM173 34H175V37L174 36H172ZM191 34V33H190ZM199 34H201V33H199ZM213 34V33H212ZM14 35V34H13ZM64 35V34H63ZM62 35V36H63ZM102 35H103V33H102ZM115 35V34H114ZM138 35V34H137ZM155 37H154V36ZM171 35V36H170ZM214 35V34H213ZM218 34H216V36H217ZM62 36H61V40H62ZM68 36V35H67ZM87 36V35H86ZM184 36H185V34H184ZM201 36H202V34H201ZM200 36V37H201ZM215 36V37H216ZM226 36V37H227ZM83 37V36H82ZM91 37V38H92ZM105 37H106V35H105ZM110 37V36H109ZM143 37V36H142ZM163 37H165V38H163ZM172 37V38H171ZM174 37V38H173ZM192 37H193V35H192ZM191 37V39H193V40H195L194 39V37L192 38ZM206 37V36H205ZM211 37V36H210ZM11 38H13V37H11ZM15 38V37H14ZM87 38V37H86ZM107 39H108V37H106ZM111 38V37H110ZM119 38V37H118ZM123 38H125V36L123 37ZM131 38H129L128 40H130ZM144 38V37H143ZM163 38V39H162ZM170 38V39H169ZM180 38L181 39H184L185 40V38H186V36H185V38L182 36H180ZM180 38L178 37V42H179V40H180ZM195 38H199V37H195ZM202 38V37H201ZM204 38V37H203ZM69 39V38H68ZM80 39V38H79ZM92 39H94V37L92 38ZM91 39V40H92ZM117 39V38H116ZM138 39V38H137ZM137 39H135V41H137ZM164 39H166V41H164L163 43L165 44V42H167V44H165L164 46L162 45L161 46V43L159 44V41L160 40H164ZM200 39V38H199ZM221 39V38H220ZM226 39V38H225ZM226 39V40H227ZM236 39H237V41H236ZM81 40H82V38H81ZM98 40V39H97ZM105 40V39H104ZM115 40V39H114ZM120 40V39H119ZM124 40V39H123ZM127 40V39H126ZM140 40H142V38H140ZM145 40V39H144ZM146 40H147V38H146ZM145 40V41H146ZM148 40H149V38H148ZM177 40H175L174 42H177ZM184 40H182V41H184ZM190 40V39H189ZM197 40V39H196ZM238 40L239 41H247L246 42V44H245V42H244V44L245 45H243V47H242V45H236L237 43H238ZM14 41V40H13ZM87 41V40H86ZM122 41V40H121ZM131 41V40H130ZM134 41V39L132 40V42H135ZM158 41V42H157ZM161 41V42H162ZM186 42L188 41L187 39L185 40ZM185 41L183 42L184 44H182V42H181V40H180V42L179 43H181L182 45H186V43H185ZM67 42H69V41H67ZM81 42V41H80ZM82 42H83V40H82ZM102 42V41H101ZM106 42V41H105ZM117 42V41H116ZM115 42V46H113L114 47V51L115 52H117L118 53V55H119V52H120V54H121V50H123L124 48V46H118V48H120V51H119V49L117 48V46L116 45H123L124 44V42H125V40L122 42V44H117ZM129 42V41H128ZM127 42V43H128ZM138 42H140V41H138ZM148 42V41H147ZM156 42L158 43V46H156L157 44H156ZM190 41H188L187 42V44L189 43ZM204 42V41H203ZM220 42V41H219ZM236 42V43H235ZM241 42V43H242ZM84 43V42H83ZM91 43V42H90ZM109 43V42H108ZM107 43V44H108ZM113 43V42H112ZM120 43V42H119ZM136 43V42H135ZM135 43H133V44H135ZM143 43V42H142ZM199 43V40H198V42H197V44ZM221 43H222V41H221ZM232 43H235V44H232ZM86 44V43H85ZM99 44V43H98ZM104 44V43H103ZM129 44H131V43H129ZM139 44V43H138ZM138 44H136V45H138ZM141 44V43H140ZM140 44H139V46L138 47H140ZM171 44V43H170ZM174 44V43H173ZM181 44H179V46L181 45ZM203 44V43H202ZM224 44H225V42H224ZM110 45V44H109ZM124 45H126V44H124ZM132 45V44H131ZM135 45V46H136ZM160 45V46H159ZM189 45V44H188ZM190 45H194L193 47H191L190 48V46H189V48L190 49H193V50H191V52L193 51H195L194 49H195V44L194 43H192V41H191V44ZM201 45V44H200ZM200 45H198V46H196V47H199ZM204 45V44H203ZM202 45V46H203ZM58 46H59V44H58ZM65 46V45H64ZM128 46V45H127ZM134 46V47H135ZM160 48V47H163V48H160V49H154V48ZM170 46V45H169ZM168 46V47H169ZM187 46V45H186ZM186 46H185V48H186ZM69 47V46H68ZM74 47V46H73ZM108 47V46H107ZM126 47V46H125ZM131 47H133V45L131 46ZM147 47V48H146ZM176 47H177V44H176ZM256 47V48H255ZM259 47V48H258ZM83 48V47H82ZM81 48V49H82ZM89 48V47H88ZM87 48V49H88ZM104 48V47H103ZM116 48V49H115ZM126 48H128V47H126ZM130 48V47H129ZM137 48V47H136ZM170 48V47H169ZM169 48H167L166 47V49L168 50V51H166L165 50V53H168V52H170V53H174L173 51H171L172 49L170 48V50H169ZM188 48V49H189ZM62 49V48H61ZM80 49V50H81ZM87 49H85L84 51H86ZM100 49V48H99ZM107 49V48H106ZM131 49V48H130ZM162 49V50H161ZM208 49V50H207ZM258 49H260V50H258ZM98 50V49H97ZM128 50V49H127ZM187 50V49H186ZM59 51H60V49H59ZM66 51H67V49H66ZM79 51V49H77V52ZM94 51V50H93ZM99 51V50H98ZM110 51V50H109ZM126 51V50H125ZM130 51V50H129ZM133 51V50H132ZM190 51V50H189ZM210 51V52H211ZM217 51V50H216ZM63 52V51H62ZM70 52H72V51H70ZM80 52V51H79ZM83 52V51H82ZM87 52H89V51H87ZM102 52H103V50H102ZM134 52V51H133ZM139 52H136V53H139ZM148 52H150V53H148ZM181 52V51H180ZM196 52V51H195ZM194 52V53H195ZM207 52V53H206ZM125 53V55H126V57L124 58V60H123V62L125 63L126 62V58H128L127 57V55H129L128 53H126V52H124ZM130 53H132L131 51H130ZM197 53V52H196ZM195 53V54H196ZM72 53H70V55H71ZM85 54V53H84ZM86 54H89V53H86ZM99 54V53H98ZM104 54V53H103ZM140 54V53H139ZM140 54V55H141ZM148 56H147V55ZM150 54V55H149ZM177 54V53H176ZM213 54V55H214ZM53 55V54H52ZM92 55V54H91ZM138 55V54H137ZM142 55H141V57H140V62L142 61L143 62V58H142ZM169 55V54H168ZM166 56L165 58L167 59L168 57H171L172 56V54H170L171 56ZM59 56V55H58ZM63 56V55H62ZM89 56V55H88ZM104 56V55H103ZM134 56V54H132V57ZM146 56V57H145ZM164 56V55H163ZM162 55H160L158 58H161V57H163ZM179 56V55H178ZM209 56V55H208ZM225 56V57H224ZM67 57V56H66ZM72 57V56H71ZM70 57V58H71ZM102 57V56H101ZM111 57V56H110ZM115 57V56H114ZM118 57V56H117ZM182 57V56H181ZM180 57V58H181ZM224 57V58H223ZM228 57V58H227ZM61 58V57H60ZM69 58V59H70ZM78 58V57H77ZM89 58V57H88ZM100 58V57H99ZM109 58V57H108ZM112 58H113V55H112ZM121 58V57H120ZM137 57H134V59H135V64H138L137 62H138V60L137 59H139V55H138V58L136 59ZM142 58V59H141ZM153 58V57H152ZM158 58H156L155 60H157V62L159 61V59ZM164 57L162 58V60L160 59V61H165L166 59H165ZM175 58V57H174ZM207 58H209L210 59V57H207ZM215 58V59H214ZM213 58V62L212 63H214V61H215V65L217 64H219V58L220 57H214ZM216 58H218V59H216ZM102 59V58H101ZM117 59H119V58H117ZM116 59V60H117ZM129 59V58H128ZM134 59H133V61H134ZM163 59H165V60H163ZM208 59V61H210ZM225 59V60H226ZM57 60V59H56ZM62 60H63V58H62ZM68 60V59H67ZM67 60H65V61H67ZM109 60V59H108ZM111 60V59H110ZM130 60V59H129ZM170 59H168V61H169ZM180 60V59H179ZM181 60H183V58L181 59ZM201 60V59H200ZM202 60H205V58L204 59H202ZM201 60V61H202ZM225 60H223V61H225ZM61 61V60H60ZM85 61V60H84ZM98 61V60H97ZM96 61V62H97ZM101 61V60H100ZM145 61H149V57H148V59L147 60H145ZM144 61V62H145ZM167 61V60H166ZM166 61L164 62L165 64H166ZM206 61V60H205ZM216 61H217V63H216ZM99 62V61H98ZM115 62V61H114ZM120 62V61H119ZM122 62V63H123ZM142 62H141V65H143L142 64ZM153 62V64L154 63H157V62H155V61H152ZM202 62H204V61H202ZM211 62H210V64L209 65H211ZM220 62H221V59H220ZM57 63V62H56ZM68 63V62H67ZM101 62H99V64H100ZM109 63H111V62H109ZM108 63V64H109ZM128 63V62H127ZM150 63V62H149ZM148 62H147V65L146 66H148V64H149ZM168 63H170V61L168 62ZM171 63H173V61L171 62ZM196 63V65L198 66V65H200V61H199V64H198V61L197 62H195ZM209 63V62H208ZM246 63H248V66H246V67H244V64H246ZM98 64V65H99ZM102 64V63H101ZM111 64H113V63H111ZM115 64V63H114ZM126 64V63H125ZM124 64V65H125ZM151 64V63H150ZM177 64V63H176ZM175 63L174 64H172L173 66H175L176 65ZM221 64V63H220ZM222 64H225V63H222ZM85 65V64H84ZM104 65V64H103ZM110 65V64H109ZM107 66L106 68H107V71L109 72V69H111V66ZM156 65V64H155ZM159 65V64H158ZM157 65V66H158ZM161 65V64H160ZM163 65V64H162ZM169 65V64H168ZM171 64H170V66H172ZM207 65V64H206ZM209 65L207 66V67H209ZM214 65V66H215ZM82 66V65H81ZM106 66V65H105ZM105 66H103V68L104 69H106L105 68ZM118 66H122V64H120V65H118ZM127 66V65H126ZM131 66V65H130ZM133 66V65H132ZM140 66V65H139ZM164 66V65H163ZM169 66V67H170ZM189 65H187L186 67H188ZM192 66V65H191ZM203 66V65H202ZM201 65H200V69H202L201 67H202ZM204 66H205V64H204ZM212 66V65H211ZM213 66V67H214ZM58 67V66H57ZM78 67H80V66H78ZM84 67V66H83ZM83 67H82V69H83ZM125 67V66H124ZM141 67V66H140ZM154 67V66H153ZM168 66H166V68H167ZM168 67V68H169ZM179 67V66H178ZM219 67V66H218ZM61 68V67H60ZM118 68H120V67H118ZM147 68V67H146ZM156 68V67H155ZM164 68V67H163ZM212 68V67H211ZM225 68V67H224ZM12 69V68H11ZM79 69V68H78ZM86 69H88V68H86ZM92 69V68H91ZM98 69V68H97ZM97 69H95V70H97ZM116 69V68H115ZM128 69V68H127ZM126 69V70H127ZM144 69V68H143ZM150 69H151V67H150ZM149 69V70H150ZM153 69V68H152ZM158 69H159V66H158ZM158 69H157V71H158ZM171 69V68H170ZM170 69H168V72H169V70ZM179 69H181V68H179ZM195 69V68H194ZM194 69H192V70H194ZM203 69H205V68H203ZM203 69H202V71H203ZM216 69V68H215ZM215 69H214V71L213 72H215ZM68 70H69V68H68ZM103 70V69H102ZM141 70V69H140ZM148 70V71H149ZM173 70V69H172ZM185 70V69H184ZM208 70V69H207ZM212 70V69H211ZM217 70V69H216ZM72 71V70H71ZM83 71V70H82ZM90 71V70H89ZM111 71H113V70H111ZM122 71V70H121ZM124 71V70H123ZM127 71H129V70H127ZM126 71V72H127ZM131 71V70H130ZM143 71H147V70H143ZM153 71V70H152ZM156 71V72H157ZM161 71V70H160ZM159 71V72H160ZM165 71H167V70H165ZM188 71V70H187ZM199 71V70H198ZM63 72V71H62ZM126 72H124V73H126ZM144 72V73H145ZM159 72H158V74H159ZM179 72V71H178ZM191 72V74H192V71H190ZM194 72V71H193ZM200 72V71H199ZM212 72V73H213ZM67 73V72H66ZM81 73V72H80ZM85 73V72H84ZM95 74L94 75H96V71L94 72ZM106 73V72H105ZM115 73H118L117 71L115 72ZM114 73V74H115ZM153 72H150L149 73V76H148V78H150L151 76V80H153V82H152V84H154L155 86H157L156 88H158L159 86L161 87V89L162 88H166V89H164V90H166V93L164 94L163 92H165V91H163V92H161L164 96V98H165V101L166 102H169V101H167L166 99H169V98H172V99H174L175 100V98L177 97V96H175V97H173V95H172V97H169L170 96V93L171 92H169V95H167V92H168V88H169V82L170 81H168L167 79L169 78H167L166 80L168 81L167 82V84H165L164 82H166V81H164V82H161L160 80H158V81H160V83H164L165 85H167L168 87H165V86H162V84H160V85H157V81L155 80L156 79V77H157V74L155 75V70H154V74H152ZM181 73V72H180ZM179 73V74H180ZM186 73V72H185ZM208 73V72H207ZM210 73V72H209ZM82 74H83V72H82ZM106 74H109V73H106ZM105 74V75H106ZM112 74V73H111ZM120 74V73H119ZM118 74V75H119ZM146 74V73H145ZM145 74H144V76H145ZM150 74H151V76H150ZM163 74V73H162ZM169 74V73H168ZM172 74V73H171ZM176 74V73H175ZM189 74V73H188ZM195 74H196V71H195ZM217 74V73H216ZM70 75V74H69ZM79 75V74H78ZM104 75V74H103ZM124 75V77H126L125 76V74H123ZM140 75V74H139ZM155 75V76H154ZM170 75V74H169ZM192 75H194V73L192 74ZM198 75V74H197ZM215 75V74H214ZM218 75H216L217 77H218ZM83 76V75H82ZM84 76H86V75H84ZM97 77H100V76H98V75H96ZM116 76V75H115ZM127 76H129V73H128V75ZM162 76V75H161ZM212 76V75H211ZM107 77H108V75H107ZM123 77V78H124ZM190 77V76H189ZM200 77V76H199ZM198 77V78H199ZM71 78V77H70ZM96 78V77H95ZM114 78H116V77H114ZM118 78H119V76H118ZM117 78V79H118ZM129 78V77H128ZM127 78V79H128ZM130 78H131V76H130ZM130 78L128 79V81H130ZM133 78V77H132ZM132 78H131V82H132ZM135 78V77H134ZM141 78H143V77H141ZM144 78H146V79H144L145 80V82L147 81V80H149V79H147V75H146V77H144ZM161 78V77H160ZM166 78V77H165ZM172 78H174V77H172ZM180 78V77H179ZM192 78H194V77H192ZM197 78V77H196ZM196 78H195V80H196ZM207 78H208V76H207ZM207 78H206V80H207ZM215 78V77H214ZM219 78L220 77H218V79L216 80V81H218L219 80ZM220 78V79H221ZM69 79V78H68ZM72 79V78H71ZM80 79V78H79ZM113 79V78H112ZM117 79H116V81H117ZM127 79H123L124 81H126L127 82ZM136 79H138V77H136ZM158 79V78H157ZM209 79H212V77H209L208 78V80ZM96 80V79H95ZM94 80V81H95ZM107 80H108V78H107ZM165 80V79H164ZM170 80H171V77H170ZM172 80H174V79H172ZM177 80V79H176ZM188 80H190L189 78H188ZM199 80V79H198ZM204 80V79H203ZM214 79H213V81H215ZM65 81V80H64ZM69 82L70 81H72V80H68ZM82 81V80H81ZM85 81V80H84ZM134 81V80H133ZM150 81V80H149ZM186 81V80H185ZM216 81L214 82V84H220V83H222L220 80V83H216ZM104 82H105V80H104ZM104 82H102V83H99V84H103ZM107 82V81H106ZM105 82V83H106ZM126 82H125V85H126ZM130 82V83H131ZM144 82V81H143ZM148 82V81H147ZM146 82V83H147ZM176 82V81H175ZM184 82V81H183ZM196 81H194V83H195ZM200 82V81H199ZM210 82V81H209ZM65 83H67V82H65ZM78 83V82H77ZM111 83V82H110ZM112 83H113V81H112ZM120 83H122V81H120ZM150 82H148L147 84H149ZM172 83V82H171ZM179 83H181V82H179ZM186 83H188V81L186 82ZM203 83V82H202ZM205 83V82H204ZM203 83V84H204ZM212 83V82H211ZM83 84V83H82ZM109 84V83H108ZM134 84V83H133ZM142 84V83H141ZM147 84H146V86H147ZM151 84V83H150ZM158 84H159V82H158ZM196 84V83H195ZM202 84V85H203ZM79 85V84H78ZM105 85V84H104ZM113 85V84H112ZM132 85V84H131ZM177 85H178V83H177ZM181 85H183V83H181ZM192 85V84H191ZM221 85V84H220ZM59 86V85H58ZM103 86V85H102ZM117 86V85H116ZM115 86V87H116ZM121 86V85H120ZM124 86V85H123ZM127 86H128V83H127ZM144 86H145V84H144ZM171 86H172V84H171ZM179 86V85H178ZM200 86H201V84H200ZM211 86V85H210ZM216 86V85H215ZM61 87V86H60ZM65 87V86H64ZM81 87V86H80ZM96 87V86H95ZM151 87H152V85H151ZM160 87H159V89H160ZM175 87V86H174ZM177 87V86H176ZM181 87V86H180ZM188 87V86H187ZM193 87H194V85H193ZM209 87V86H208ZM214 87V86H213ZM217 87V86H216ZM101 88V87H100ZM106 88V87H105ZM110 88H111V86H110ZM119 88V87H118ZM125 88H126V86H125ZM130 88V87H129ZM132 88V87H131ZM146 88H148V87H146ZM149 88H150V85H149ZM154 88V87H153ZM178 88V87H177ZM186 88V87H185ZM192 88V87H191ZM190 88V89H191ZM223 88V89H222ZM107 89H109V88H107ZM113 89V88H112ZM120 89V88H119ZM152 89V88H151ZM171 89V88H170ZM182 89V88H181ZM188 89H189V87H188ZM187 89V90H188ZM194 89V88H193ZM195 89H196V86H195ZM209 89V88H208ZM207 89V90H208ZM211 89V88H210ZM214 89V88H213ZM216 89H219V85H218V87L216 88ZM235 89H237L236 91H235ZM126 90V89H125ZM142 90V89H141ZM145 90V89H144ZM171 90H174V89H171ZM171 90H169V91H171ZM176 90H178V89H176ZM184 90V89H183ZM183 90H182V92H183ZM197 90V89H196ZM202 90H205V89H203L202 88ZM201 90V91H202ZM140 91V90H139ZM143 91V90H142ZM153 91V90H152ZM151 91V92H152ZM157 93L160 91H158V90H155ZM155 91H153V92H155ZM179 91V90H178ZM186 91V90H185ZM212 91V90H211ZM216 91H218V90H216ZM120 92V91H119ZM152 92V93H153ZM181 92V91H180ZM182 92H181V95H182ZM221 92V93H222ZM149 93V92H148ZM173 93V92H172ZM176 93V92H175ZM198 93V92H197ZM200 93V92H199ZM215 93V92H214ZM178 94V93H177ZM177 94H175V95H177ZM185 94V93H184ZM205 94H206V92H205ZM210 94V93H209ZM132 95V94H131ZM156 95V94H155ZM166 95V96H165ZM186 95V94H185ZM190 95H192V94H190ZM229 95V96H230ZM146 96V95H145ZM158 96V95H157ZM162 96V95H161ZM180 96V95H179ZM193 96V95H192ZM195 96H196V94H195ZM199 96V95H198ZM197 96V97H198ZM150 97V96H149ZM151 97H153V95L151 96ZM155 97V96H154ZM167 97V98H166ZM181 97V96H180ZM205 97H207V96H205ZM217 97V96H216ZM215 97V98H216ZM126 98H127V95H126ZM141 98H143V97H141ZM146 98V97H145ZM144 98V99H145ZM159 98V97H158ZM182 98V97H181ZM132 99V98H131ZM152 99V98H151ZM179 100H181L180 98H178ZM201 99V98H200ZM208 99H209V96H208ZM143 99H141V101H142ZM161 100V99H160ZM159 100V101H160ZM163 101H164V99H162ZM170 101H171V99H169ZM177 100V99H176ZM188 100V99H187ZM197 100V99H196ZM216 100V99H215ZM131 101V100H130ZM156 101V100H155ZM162 101V102H163ZM164 101V102H165ZM178 101V100H177ZM195 101V100H194ZM213 101H214V99H213ZM138 102V101H137ZM145 102H147V101H145ZM150 101H148L147 103H149ZM172 102H174V101H172ZM179 102V101H178ZM182 102V101H181ZM197 102H198V100H197ZM210 102H212V99L210 100ZM231 102V103H230ZM159 103V102H158ZM175 103H176V101H175ZM193 103H196V102H193ZM203 103V102H202ZM217 103H221L220 102V100H219V102H217ZM216 103V104H217ZM223 103H224V101H223ZM236 103V104H237ZM145 104V103H144ZM159 104H162L161 102L159 103ZM164 104V103H163ZM168 104V103H167ZM176 104H178V103H176ZM183 104V103H182ZM198 104V103H197ZM200 104V103H199ZM214 104V103H213ZM173 105V104H172ZM148 106V105H147ZM175 106V105H174ZM181 106V105H180ZM186 106V105H185ZM237 106V105H236ZM149 107H150V105H149ZM159 107H160V105H159ZM187 107V106H186ZM207 107V106H206ZM218 107V106H217ZM224 107V106H223ZM233 107V106H232ZM244 107V108H245ZM163 108V107H162ZM185 108V107H184ZM211 108V107H210ZM221 108V107H220ZM125 109V108H124ZM157 109V108H156ZM159 109V108H158ZM161 109V108H160ZM164 109V108H163ZM172 109V108H171ZM175 109V108H174ZM181 109V108H180ZM201 109V108H200ZM209 109V108H208ZM218 109V108H217ZM217 109H216V111L215 112H211V114L213 115L214 113H215V115L216 114H218V113H220V111H217ZM221 109H223L224 110V108H221ZM232 109V108H231ZM234 109V108H233ZM155 110V109H154ZM162 110V109H161ZM166 110V108L164 109V112H166L165 111ZM203 110H205L204 108H203ZM211 110V109H210ZM214 110V109H213ZM212 110V111H213ZM242 110V109H241ZM126 111V110H125ZM171 111V110H170ZM178 111V110H177ZM180 111V110H179ZM187 111V110H186ZM207 111H209V110H207ZM228 111V110H227ZM149 112H151V111H149ZM163 112V111H162ZM192 112H193V110H192ZM199 112V111H198ZM217 112V113H216ZM131 113V112H130ZM133 114L135 113L134 111L132 112ZM131 113V114H132ZM154 113V112H153ZM224 114V113H223ZM225 114H227V113H225ZM224 114V115H225ZM229 114V113H228ZM247 114H249V113H247ZM256 114V113H255ZM124 115V114H123ZM129 115V114H128ZM209 115H210V113H209ZM212 115H211V117H212ZM236 115V114H235ZM258 115V113L256 114V116ZM130 116V115H129ZM140 117L141 118V121L139 120H133L134 122H137L138 121V123H140V125H141V128H144V126H145V128L143 129L144 131H142V133H143V136L142 137H139V139H137L138 140V142L136 143V142H134V139H131V143H132V140H133V145L132 144H130V145H128V147L127 146H125V148L128 150V152H127V154L129 153V155H130V152L129 151H131V156H127L128 158L130 157L131 158V160H130V162L128 163V167L129 168H131V170H133L134 172H133V174H134V176H133V174H130V175H132V178L134 177L135 179H134V181H136L137 182V184H135V186H136V188L137 187H139L138 189H136V190H138V191H136V190H134L135 188H130V190L132 191V193L134 194L135 193V196H132V194H131V191H129V193L127 192V194L129 195V194H131V197H134V198H136V195L139 197V199H140V197H142V196H144L143 194H145V198H147L149 195H151V190L152 191H154V192H156V193H153V195H154V197L151 195L150 197L152 198L153 197V199H154V202L152 201L151 202V200L149 201V202H151V203H149V204H151V207H155L156 208V210L154 211V209L152 210L154 213L152 214V216L155 214L156 215V212H158V210H161L160 208H162L161 206V203H162V199L163 198H165V197H167V198H169V201H172L173 202V200H175L177 197H178V195H179V193L181 192V191H183V188L184 187H186L187 188V185L189 186V184L190 183H192V181H194L196 178L197 179H199V181H200V179H204V180H210L211 182L212 181H214V182H216V181H219V179H218V177L220 178V182L219 183H222V187H224L223 189L224 190H226V188H228L227 186H229L228 185V182L229 183H231V185L233 184V186L235 187V185H237L238 184V187L240 186V185H242V184H244L245 186L246 185H248V187H249V185H250V187H251V184L253 183L254 184V188L252 187V192L251 193H249L248 191V193H249V195H247L246 193H244L245 192V186L243 185L242 187H244V188H242V187H237L238 188V190L239 189H243V191L244 192H241L240 190H239V192L237 191V193H235L234 191L231 193H227V195H226V193H224V192H220V193H218L217 191H216V193H214L213 191V194H214V197L212 196V197H210V200L207 202V201H205V202H207V203H209L210 201H211V198H214V200H218L217 198H219V197H221L222 196V198H223V193H224V200L226 199L228 202L230 201V202H232L233 200L232 199H234V200H236V201H238V203H236V201L233 203L234 205L236 204L238 207V209L237 208H235V209H237L238 211H237V215L240 217V219L239 220H241V221H243V220H245V219H247L246 217L248 216V214H249V211H251V209L252 208H255L256 209V207H257V209H256V212L254 213V211L255 210H252L253 211V213L255 214H253L252 213V215L250 216V217H248V221H247V223H249V221L251 222L252 220V222H253V224H252V228L250 227L251 226V224H250V226H248L249 227V230H247V223H246V220H245V224L243 225L244 226V229L245 230H243V226H242V223H240L241 221H237L238 223H240V225H241V227H242V230L244 231V233L245 232H249V231H251L250 233H248V234H246V235H243L244 233H242L243 231H241V233L240 234H242V235H240V234H234L235 232L234 231H236L237 229H239V228H237V229H235V230H233V231H226L225 230V232L223 231V230H221V231H223L221 234L219 233H210V234H207L206 235V233L204 234V235H201V236H204V237H201L200 239H196V241H195V243L197 244H194V245H196L197 247H198V245H200L199 247H202L203 245L204 246H206L207 245V247H211V249H212V253H213V255L212 256H215V258H214V264H233L232 262H236V260L234 259V258H232L233 256L234 257H237V254H236V252H239L238 251V249L239 250H242L243 248L245 249L246 248V250H242V251H240L239 252V256H241V257H239L238 259H240V260H242L241 261V263L242 262H246L245 264H264V233H263V229H264V225H263V223H262V220L261 219H263L264 218V143L262 142V146H260V147H258L259 145H260V142H261V140H262V138L264 137V135H261V134H264V128L263 127H261L262 125H264L263 123H264V121L263 120H261V122L260 123H262V124H260L261 126V128H260V130L261 131H263L260 135L261 136H263V137H261L260 135H259V137H255V140L256 139H258L257 141H259L260 139V141L259 142H257V144H256V142H253V141H255L254 140V138H253V143L252 142H248V143H246L248 140H249V138H250V134L251 133H253V132H255V133H253L254 135L256 134V135H258L259 134V128H255V126H253L252 125V127L250 126L251 125V123H250V125H249V123L248 122H246L245 120H244V124H245V126L247 127L248 125V128H247V130L249 131V127H251L250 128V130H253L254 129V131L252 132V131H249L250 133H249V138L247 137V141L245 142L246 143V145H244L245 143H243V141L245 140V138L243 137V139L244 140H240V139H242V134H246L247 132H242V130L243 129H246L244 126V128L243 127H241L242 125L240 124V125H236L233 129H238V128H240V129H238L239 131L241 130V132L239 133V131H237V132H235V133H237V134H235L234 132H233V134L231 133L230 134V132L233 130V129H229V128H231V122H230V120L228 119L230 116H232L233 117V115H230L229 117H228V115H227V119H228V121H229V123H230V125H228V127L229 128H227L226 130H224V128H223V132H220L219 134H213L212 133V135H216V136H213L212 137V135H211V139H208L207 140V138H205V139H201L200 137V139H201V142L204 140V142H202L203 143V145H204V143L205 144H208L209 146H210V148L209 149H212V148H216L217 150H218V146L219 145H221L222 146V152H224V153H222V152H219V154H218V152H217V150H215V149H212V151L214 150L215 151V153L213 154V156H211V153L209 154L210 155V160H212L213 158H215V157H219L220 156V158L221 159H218V158H215V159H213L212 160V162H210L211 164L209 165V162L208 163H206L208 160H206V158H205V160H203L202 158H201V160H199L198 162H199V168H203L205 171H207V172H201V171H203V170H199L198 168L196 169V167H194V171L195 170H199L198 171V173H199V176H202V173H203V177L204 176H207V178L206 177H202V178H199V176H198V174H197V176L198 177H196V173L197 172H194L193 173V162H195L194 163V165L195 164H197L196 163V159L194 160V158H196V156L195 157H193V160L194 161H192V159L190 160V159H188V161L190 160V163H192L191 164V166H192V168H191V166L189 167V168H191L192 170H191V172H190V174H194L195 175V177L196 178H194L193 177V179H192V175H190V178L188 179V173H187V171H186V166H185V163H183V162H186V165L187 164H189V163H187V159L185 160V158L186 157H190V156H187V155H185V157L184 156H180L179 155V158L181 157V159L184 157V160H183V162L181 161V159H180V162H182V163H180L177 159V166L175 165L176 164V160L174 161V164H173V166H170V168H174V165L176 166L174 169H175V172H174V170H172V172H171V170L168 168V165H167V163L165 164L166 166H167V168L169 169V172L170 173H172V176L175 174V176H176V173H179L178 172V170L176 171V168L179 166H182L183 164V166H185V167H183L182 168V172L184 173V171L186 172V176L187 177H184V174H180L182 177L179 179L180 181L176 184V183H174V180L176 181V179L178 178L177 176H176V179H175V177H174V180L172 181V183L171 184H175L176 186H175V188L177 189V190H173L171 193H168V194H163V193H161V194H159L157 197L155 196V194H157V192H159V191H161L159 188H160V186H164V184L162 185V172H164L165 170H167L166 169V167L164 168L165 170H163V165H164V163H165V161H168V160H165L166 159V156H165V149H168L170 152H172V151H176L177 153H178V151L176 150V149H178V147L179 146H184V145H179V144H181L180 143V141L181 142H183V141H187L186 140V137H184L185 135H183V138H180L179 139V137H178V135H176L175 137H178V140L176 141L175 140V138L174 139H172V140H175V141H173V142H171V143H169V144H167L166 142L167 141H169L170 142V139L173 137V134H172V137L170 138V137H168V138H166V142L164 141V136H162V133H161V131H163V129H164V126L166 125L165 124V117H164V115H162V114H160V113H158V115H155L154 116V118L153 119H149V118H147L146 117V115L145 114H137V112H136V115H135V118L136 117ZM207 116V115H206ZM218 116H221V114H219ZM218 116H216L218 119H221V118H219ZM223 116V115H222ZM221 116V117H222ZM248 116V115H247ZM256 116H254V117H256ZM262 116H264V114L262 115ZM146 117V118H145ZM210 117V116H209ZM209 117H207V119L209 118ZM213 117H215V116H213ZM212 117V118H213ZM215 117V118H216ZM244 117V116H243ZM257 117H259V115L257 116ZM261 117V116H260ZM206 118V117H205ZM214 118V119H215ZM225 118V116H223L222 117V121L220 120H218V119H215L214 121H216L217 120V123L218 122H223L224 119ZM231 118V117H230ZM236 118V117H235ZM239 118H240V116H239ZM246 117H244V119H245ZM136 119H138V118H136ZM232 119H234V118H232ZM236 119H238V118H236ZM248 119V118H247ZM251 119V118H250ZM260 119V118H259ZM263 119V118H262ZM132 120V119H131ZM145 120V121H144ZM210 120V121H209ZM209 120L207 121L206 119L204 120V119H202V120H200V123H202V122H204V121H207L208 122V125H210L211 124V121H213V119L211 120V118H209ZM252 120H253V118H252ZM142 121H144L145 122V124H144V126H142L143 124H142ZM202 121V122H201ZM214 121L212 122V124H215V126L217 125V123L215 122L214 123ZM227 121V120H226ZM228 121H227V124H228ZM131 122V121H130ZM143 122V123H144ZM207 122H205V123H207ZM210 122V123H209ZM258 122H259V120H258ZM181 123V122H180ZM186 123V122H185ZM224 123H225V121H224ZM237 123V122H236ZM130 124V123H129ZM132 124H133V122H132ZM189 123H187V125H188ZM202 124H204V123H202ZM202 124H199L198 123V126H200V125H202ZM226 124V125H227ZM243 124V125H244ZM247 124V125H246ZM252 124H254V125H256L255 123H253L252 122ZM124 125V124H123ZM122 125V126H123ZM126 125V124H125ZM170 125V124H169ZM173 125V124H172ZM172 125H170V127L172 128V127H174V126H172ZM197 125V124H196ZM208 125L206 126V125H204V132L206 133V129H205V127L207 128L208 127ZM222 125H223V123H222ZM235 125V124H234ZM233 125V126H234ZM127 126V125H126ZM126 126H124V127H126ZM129 126V125H128ZM136 126V125H135ZM138 126H139V124H138ZM146 126H148V127H146ZM167 126V125H166ZM175 126H177L176 124H175ZM214 125H213V129H214V127H215ZM257 127L259 126V125H256ZM184 127H185V125H184ZM197 127V126H196ZM195 127V128H196ZM200 127H203V126H200ZM210 128H211V125L209 126ZM219 127V126H218ZM224 127H226L225 125H224ZM167 127H165V129H166ZM168 128H169V126H168ZM177 128V127H176ZM194 128V129H195ZM209 128V129H210ZM109 129V128H108ZM132 129V128H131ZM187 129H189V128H187ZM192 129V128H191ZM194 129H192V131L194 130ZM199 129V128H198ZM203 129V128H202ZM208 129V128H207ZM217 129V128H216ZM263 129V130H262ZM102 130V129H101ZM101 130H100V135H102L101 134ZM121 130V129H120ZM124 130H125V128H124ZM124 130H122V131H124ZM135 130L137 131V128H135ZM167 130V129H166ZM169 130H170V128H169ZM168 130V131H169ZM220 130V129H219ZM256 130V131H255ZM258 130V131H257ZM179 131V130H178ZM187 131V130H186ZM186 131H184L185 133H187ZM189 131V130H188ZM202 131V133H203V136L204 135H206V134H204V132ZM209 130H207V135H208V137H209V134H211V133H209L208 132ZM77 132H78V130H77ZM132 132H134V130H132ZM164 132V131H163ZM183 132V133H184ZM199 132V131H198ZM200 132H201V129H200ZM210 132H212L211 131V129H210ZM213 132H214V130H213ZM257 132V133H256ZM102 133H105L106 134V132H102ZM117 133V132H116ZM122 133V132H121ZM130 133V132H129ZM141 133V134H142ZM182 133V132H181ZM184 133V134H185ZM189 133V132H188ZM136 134V133H135ZM148 134V135H147ZM149 134H152V138H154V136H155V139H152V138H148L149 137ZM169 134V133H168ZM177 134V133H176ZM235 134V135H234ZM253 134L251 135L252 137H253ZM119 135V134H118ZM126 135H127V133H126ZM126 135H125V137H126ZM129 135V134H128ZM134 135V134H133ZM146 135H147V137H146ZM165 135V134H164ZM206 135V136H207ZM255 135V136H256ZM98 136V135H97ZM103 136V135H102ZM123 136V135H122ZM138 136H140V133L138 134ZM151 136V135H150ZM246 136H248V135H246ZM98 137H100V136H98ZM104 137H107V136H104ZM103 137V138H104ZM195 137H198V136H195ZM118 138V137H117ZM117 138H115V139H117ZM133 138H135V137H133ZM189 138H191V137H189ZM98 139V138H97ZM105 139V138H104ZM108 139V138H107ZM119 139H121V138H119ZM183 139V140H182ZM187 139H188V137H187ZM198 139V138H197ZM197 139H194V140H192V141H196ZM199 139V140H200ZM94 140V139H93ZM118 140V139H117ZM122 140V139H121ZM128 140H130V139H128ZM127 140V141H128ZM191 140H189V141H191ZM251 140H252V138H251ZM108 141V140H107ZM112 142H114L113 140H111ZM116 141V140H115ZM125 141V140H124ZM250 141V140H249ZM264 141V140H263ZM110 142V141H109ZM118 142H119V140H118ZM121 142V141H120ZM129 142V141H128ZM140 142V143H139ZM198 142V140L196 141V143ZM201 142L199 143V144H201ZM102 143H103V141H102ZM114 143H116V142H114ZM122 143V142H121ZM190 143V142H189ZM196 143H190L189 145H191L192 147V150L194 149V148H196V147H194V144H196ZM255 143V145L256 146H253V144ZM91 144V143H90ZM89 144V145H90ZM94 144H95V146L93 147V148H97L101 143H99V142H94ZM108 143H106V145H107ZM109 144H111V143H109ZM123 144V143H122ZM128 144V143H127ZM60 145V144H59ZM92 145V144H91ZM98 145V146H97ZM198 145V144H197ZM58 146V145H57ZM64 146V145H63ZM66 146V145H65ZM64 146V147H65ZM109 146V145H108ZM122 146V145H121ZM121 146H119V147H121ZM124 146V145H123ZM186 146V145H185ZM183 147L184 148V150H185V148L186 147ZM200 146V145H199ZM198 146V147H199ZM205 146V145H204ZM203 146V147H204ZM221 146H219V147H221ZM253 146V147H252ZM73 147V146H72ZM71 147V148H72ZM87 147H89L88 146V140H87V138L85 139V138H77L76 140H75V145H74V147L70 150V148H64L65 150H66V152L65 153H63V155L62 156H60V155H57L56 157H54V160H55V167H54V169H53V171H50V170H48L47 169V167H45L46 165H41V168L43 167V170H41L40 171V173H38V172H36V174L34 173V174H23V178L24 179H26L27 181H31V183H33V185H34V195H35V198L36 199H42V201L43 202H45V205L47 204V205H49V206H47L48 208L49 207H52V208H55V207H61L62 205H66V207H67V210H68V212H70V216L73 218V216H74V218L73 219H78V221L80 222H78V224H81L82 225V227L84 228V232H86V227H87V225H88V221L90 220V216H89V213H91L92 214V212H93V208H94V206L95 205H93L94 204V202L96 201L95 200V198H96V196L98 195V189H99V185H100V180H99V177L98 176H100V175H98V173L99 174H101V176L102 175H104V177H108L109 175H106L105 176V174L104 173H102V169H103V167H105L104 166V164L106 163V162H104V164H102L101 162H103V160L101 161L100 160V163L99 164H102V165H98V167L100 168V170H99V168L97 167V165L96 164H98V161H99V158H98V160H96L97 161V163H95V160H94V162L92 163L91 161H90V159H91V156L93 155H89L90 156V158L88 157V152L87 153H85L83 150V153L84 154H86L87 155V157L85 158V157H83V155H81V149H87ZM104 147H105V144H104ZM180 148V149H183V148ZM187 147H189V146H187ZM194 147V148H193ZM207 147V146H206ZM251 147H252V149H251ZM90 148V147H89ZM92 148V147H91ZM99 148V147H98ZM106 148L108 149V147L106 146ZM114 148V147H113ZM200 148L201 147H199V150H200ZM257 148H259L258 150H259V153H257L256 152V150H257ZM63 149V150H64ZM68 149V150H67ZM100 149H101V146H100ZM102 149H104V148H102ZM101 149V150H102ZM118 149V148H117ZM126 149L124 150V152L126 151ZM198 149V148H197ZM202 149V148H201ZM256 149V150H255ZM122 150H123V148H122ZM190 150V149H189ZM196 149H194V151H195ZM206 150V149H205ZM221 149H219V151H220ZM223 150H225V151H223ZM257 150V151H258ZM60 151V150H59ZM58 151V152H59ZM100 151V150H99ZM167 151V150H166ZM203 151V150H202ZM207 151V150H206ZM209 151H211V150H208V153H209ZM213 151V152H214ZM254 151V153H252ZM64 152V151H63ZM98 152V151H97ZM97 152H96V154H97ZM112 152V151H111ZM110 152V153H111ZM115 152V151H114ZM118 152H120V149H119V151ZM169 152V153H170ZM185 152V151H184ZM184 152H179L180 154H182V153H184ZM187 152H188V150H187ZM196 152V151H195ZM194 152V153H195ZM198 152V151H197ZM167 154H168V152H166ZM175 152H173V154H174ZM176 153V154H177ZM191 153V152H190ZM193 153V152H192ZM204 153H205V151H204ZM95 154V155H96ZM109 154V153H108ZM115 154V153H114ZM120 154H121V152H120ZM126 154V153H125ZM172 153H170V155H171ZM197 154V153H196ZM221 154H223L222 156H221ZM254 154H256V155H254ZM258 154V155H257ZM95 155H93V157L95 156ZM118 155V154H117ZM169 155V156H170ZM178 155V154H177ZM177 155H173V156H177ZM200 155V154H199ZM203 155V154H202ZM206 156L208 155L207 154V152H206V154H205ZM217 155V156H216ZM97 156V155H96ZM95 156V157H96ZM103 156V155H102ZM112 156V155H111ZM115 156V155H114ZM114 156L111 158V159H113L114 158ZM121 156V155H120ZM172 156V155H171ZM198 156V155H197ZM98 157V156H97ZM104 157H105V155H104ZM107 157L108 156H106V159H104V160H108L107 159ZM126 157V156H125ZM168 157V156H167ZM200 157V156H199ZM202 157V156H201ZM103 158V157H102ZM173 158V157H172ZM178 158V159H179ZM204 158V157H203ZM91 159V160H92ZM122 159H123V157H122ZM168 159V158H167ZM198 159V158H197ZM119 160V159H118ZM172 160V159H171ZM202 160L203 161H205V164H206V166L203 164L204 162H202ZM209 160V161H210ZM111 161H113V160H111ZM123 161V160H122ZM121 161V162H122ZM126 161H128L127 159H126ZM192 161V162H191ZM54 162V161H53ZM118 162V161H117ZM119 162H120V160H119ZM119 162H118V164H119ZM120 162V163H121ZM172 162V161H171ZM110 163V162H109ZM114 164V161L113 162H111V164ZM180 163V164H179ZM108 164V163H107ZM117 164V165H118ZM124 164V163H123ZM125 164H127V163H125ZM182 164V165H181ZM115 165V164H114ZM121 165H122V163H121ZM190 165V164H189ZM119 166H120V164L118 165V168H119ZM110 167H112V168H114L115 166H111L110 165ZM125 167V166H124ZM124 167H122V169L124 168ZM178 167V168H179ZM198 167V166H197ZM207 167L208 169H205V168ZM111 168V169H112ZM129 168H127V169H129ZM177 168V169H178ZM185 168V169H184ZM189 168H187V169H189ZM104 169H107V167L106 168H104ZM116 169V168H115ZM122 169H121V166H120V171H122ZM124 169H126V167L124 168ZM179 169H181V168H179ZM184 169V170H183ZM110 170V169H109ZM130 170V169H129ZM128 170H125V172L124 173H127V175H128V173L129 172H131V171H128ZM180 171V170H179ZM180 171V172H181ZM113 172V171H112ZM168 172V171H167ZM166 171H165V173H167ZM169 172H168V175H169ZM189 172V171H188ZM106 173V172H105ZM122 173H123V171H122ZM164 173V174H165ZM243 174V176L241 175V174ZM108 174V173H107ZM110 174H112V173H110ZM179 174H177L178 176H179ZM201 174V175H200ZM113 175V174H112ZM111 175V176H112ZM117 175V174H116ZM120 175H124V174H121L120 173ZM129 175V176H130ZM217 175H220V176H217ZM239 175H241V177L243 178V180L241 181V179L242 178H240V180L238 181L236 178H237V176L238 177H240ZM249 175H251L253 178H251ZM118 176V175H117ZM215 176L217 177V179L215 180L214 178H215ZM226 176V177H225ZM228 176H230V178H229V180H228V182H227V179H225V178H227ZM236 176V177H235ZM255 176L256 177H258V181H255L256 179H255ZM103 177V176H102ZM110 177V176H109ZM116 177V176H115ZM124 177H127V176H123V179H124ZM131 177V176H130ZM180 177V176H179ZM119 178V177H118ZM118 178H116L117 180H118ZM120 178H122L121 176H120ZM131 178V179H132ZM167 178V177H166ZM170 178H171V176H170ZM182 178H184V179H182ZM186 178V179H185ZM211 178H213V179H211ZM221 178L222 179H224V180H222V182H221ZM127 180H125V181H128V177L126 178ZM252 179H255V180H253V181H251L250 182V180H252ZM159 180H161V181H159ZM171 180V179H170ZM178 180V179H177ZM184 180V181H183ZM204 180H201L202 182L204 181ZM120 181V180H119ZM119 181L118 182H116L117 184L119 183ZM124 181V180H123ZM125 181L123 182V183H125ZM134 181H132L131 180V182H134ZM183 181V182H182ZM197 181V180H196ZM107 182H109L108 181V179H107ZM111 182V181H110ZM136 182H134V183H136ZM182 182V184L181 185H179L180 183ZM195 182V181H194ZM198 182V181H197ZM209 182V181H208ZM207 182V183H208ZM247 182V183H246ZM249 182V183H248ZM256 182H258V183H256ZM106 183V182H105ZM129 183H130V181H129ZM170 183V182H169ZM207 183H205L204 185L205 186H207V188H208V185H207ZM219 183H217V185L219 184ZM241 183V184H240ZM246 183V184H245ZM48 184H58L59 185V189H48L47 187H49L48 186ZM128 184V183H127ZM126 184V185H127ZM140 184V185H139ZM200 184V183H199ZM214 184V183H213ZM253 184H252V186H253ZM107 185V184H106ZM108 185H109V187H110V184L108 183ZM115 185V184H114ZM132 185V184H131ZM130 185V186H131ZM216 185V186H217ZM219 185H221V184H219ZM218 185V186H219ZM230 185V186H231ZM116 186H119V185H116ZM124 186H125V184H124ZM172 186V185H171ZM212 186V185H211ZM226 186V187H225ZM233 186H231L232 188H233ZM165 187V186H164ZM167 188L169 187V186H166ZM173 187H174V185H173ZM179 187V188H178ZM202 188H204L203 186H201ZM200 187V188H201ZM210 187V186H209ZM235 187V190L237 189ZM247 187V186H246ZM141 188H143V189H145V190H149L150 191V193H149V195H148V193H147V197H146V193H143L142 191H141ZM163 188V187H162ZM211 188V187H210ZM218 188H220V187H218ZM218 188H217V190H218ZM231 188V189H232ZM47 189L49 190V191H47ZM115 189H116V187H115ZM122 189V188H121ZM133 189V190H132ZM193 189H194V191H195V188L193 187ZM193 189H191V190H193ZM221 189V188H220ZM219 189V190H220ZM230 189V188H229ZM228 189V190H229ZM230 189V190H231ZM234 189V188H233ZM247 189V188H246ZM250 191H251V189L250 188H248ZM109 190H111V189H109ZM117 190H119V189H117ZM164 190V189H163ZM105 191V190H104ZM123 191V190H122ZM144 191V190H143ZM193 191V192H194ZM205 190H203V192H204ZM206 191H208V189H206ZM221 191H223V190H221ZM137 192V193H136ZM201 192H202V190H201ZM209 192H210V190H209ZM109 193V192H108ZM111 193V192H110ZM114 193V192H113ZM117 193V192H116ZM119 193V192H118ZM195 194H194V196H195V198H196V196L197 195H199L198 193H200L199 192V189H196V192H194ZM207 193V192H206ZM206 193H202V195H201V193H200V195H201V197L203 196V194H206ZM245 195H244V194ZM187 194V193H186ZM185 194V195H186ZM191 194V193H190ZM215 194H219L218 196L217 195H215ZM241 194H242V199H240V197H241ZM128 195H126V196H128ZM200 195L198 196V197H200ZM221 195V196H220ZM105 196V195H104ZM115 196H117V195H115ZM121 196H123V195H121ZM182 196V195H181ZM190 196V195H189ZM188 196V197H189ZM193 196V195H192ZM205 196V195H204ZM207 196V195H206ZM217 196V197H216ZM108 197V196H107ZM129 197H130V195H129ZM130 197V198H131ZM186 197V196H185ZM199 198V199H195V200H193L195 203L196 202H198L200 199H202V198ZM209 197H208V199H209ZM113 198H114V196H113ZM142 198H144V197H142ZM141 198V199H142ZM145 198H144V200H141L142 201V203H145L144 201H146L145 200ZM172 198V200H170ZM205 198V197H204ZM40 199V200H41ZM119 199V198H118ZM121 199V198H120ZM127 199H128V197H127ZM132 199V198H131ZM138 199V200H139ZM191 199V198H190ZM190 199H188L187 198V200H188V202H189V200ZM206 199H207V197H206ZM207 199V200H208ZM95 200V201H94ZM114 200H115V198H114ZM113 200V201H114ZM124 200H126L125 198H124ZM128 200H130V199H128ZM133 200V199H132ZM138 200H133V201H137V202H139ZM182 200H185V199H183L182 198ZM214 200H212V203L214 202L215 204H216V201H214ZM223 200V199H222ZM232 200V201H231ZM131 201V200H130ZM130 201H128V203L130 202ZM132 201V202H133ZM141 201H140V205H136V207L137 206H139V208L141 207ZM186 201V200H185ZM200 201H203V200H200ZM226 201V202H227ZM121 202V201H120ZM119 202V203H120ZM125 202V201H124ZM132 202H131V205H132ZM137 202H135V204L137 203ZM179 202V201H178ZM182 202V201H181ZM181 202L179 203V204H181ZM188 202H187V204H188ZM191 202V201H190ZM205 202H202L203 203V205L205 204ZM222 202V201H221ZM230 202H229V204H230ZM42 203V202H41ZM126 204H127V202H125ZM153 203V204H152ZM166 203V202H165ZM174 203H176V202H174ZM191 203L192 205H194L193 206V208L195 207L196 209H198V207L199 206H201V203ZM207 203L204 205V206H206L207 205ZM211 203V202H210ZM209 203V206L210 205H212V203L210 204ZM223 203V202H222ZM232 203H231V205H232ZM43 204V203H42ZM108 204L110 205V202H108ZM163 204H164V202H163ZM190 204V203H189ZM197 204H198V207H196L197 206ZM214 204V205H215ZM44 205V204H43ZM128 205H130V204H128ZM127 205V206H128ZM143 205V204H142ZM152 205H155V206H152ZM156 205L158 206V210H157V207H156ZM174 205V204H173ZM177 205H178V203H177ZM182 205V204H181ZM186 205V204H185ZM185 205H183V206H185ZM222 205H226V204H222ZM222 205H219L218 206V204H217V209H219L220 208V206H222ZM233 205V206H234ZM126 206V205H125ZM147 206H148V204H147ZM150 206V205H149ZM170 206V205H169ZM176 206V205H175ZM189 206V205H188ZM188 206H186V209H187V207ZM227 206H229V205H227ZM45 207V206H44ZM117 207V206H116ZM129 207V206H128ZM136 207H135V209H136ZM178 207V206H177ZM181 207V206H180ZM203 207V206H202ZM201 207V208H202ZM225 207V206H224ZM236 207V206H235ZM108 208V207H107ZM138 207H137V209L136 210H138L139 209ZM193 208L191 209V207H190V209L192 210V211H194L195 212V210H193ZM194 208V209H195ZM203 208H205V207H203ZM206 208H208L207 206H206ZM205 208V209H206ZM213 208V209H212ZM216 208H215V210H214V207H210V209L213 211H217L216 210ZM222 208V207H221ZM220 208V209H221ZM229 209L231 208V206L230 207H228ZM95 209V208H94ZM146 209V208H145ZM149 209V208H148ZM167 209V208H166ZM178 209V208H177ZM177 209L175 210V211H177ZM184 209V208H183ZM182 209V211L184 212V210ZM205 209H203V210H205ZM209 209V210H210ZM219 209V211H221ZM225 209V208H224ZM235 209H231V211L232 210H234V211H236ZM129 210H130V208H129ZM132 210V209H131ZM135 210V211H136ZM173 210H174V208H173ZM181 210V209H180ZM179 210V211H180ZM201 210V209H200ZM200 210H199V215H201L200 214ZM208 210V209H207ZM226 210H227V208H226ZM225 210V211H226ZM92 211V212H91ZM133 211V210H132ZM139 211V210H138ZM146 211H148V210H146ZM165 211V210H164ZM168 211V210H167ZM191 211V212H192ZM202 211V210H201ZM211 211V212H212ZM231 211H229L228 213H230ZM107 212V211H106ZM117 212H119V209H118V211ZM127 212V211H126ZM134 212V211H133ZM173 212V211H172ZM203 212H205V211H202L201 213H203ZM209 212V211H208ZM207 211H206V213H208ZM211 212H210V214H211ZM215 212H213V213H215ZM123 214L125 213V212H122ZM128 213V212H127ZM137 213V212H136ZM140 213V212H139ZM164 213V212H163ZM175 213V212H174ZM188 213H189V211H188ZM196 213L197 212H195L194 213V216H197L196 215ZM205 213V214H206ZM224 213V212H223ZM235 213V212H234ZM144 215L146 214V213H143ZM165 214V213H164ZM180 214V213H179ZM187 214V213H186ZM189 214H191V213H189ZM217 214V213H216ZM216 214H213V215H210V216H208V214H206L207 216V219H208V221H210V223H212V225L213 226H211V227H214V224H215V219L217 218V216H216ZM233 214V213H232ZM251 214V213H250ZM73 215V216H72ZM134 215H136L135 214V212H134ZM177 215V214H176ZM222 214L220 213V216H221ZM224 215V214H223ZM231 215V214H230ZM234 215V214H233ZM236 215V216H237ZM127 216V215H126ZM131 216V215H130ZM133 216V215H132ZM131 216V217H132ZM160 216V215H159ZM167 216V215H166ZM168 216H169V213H168ZM190 216V215H189ZM193 215H191V217H192ZM211 216H213V217H211ZM225 216H226V214H225ZM232 216V215H231ZM231 216H230V218H231ZM1 217V216H0ZM88 217H89V219H88ZM118 217V216H117ZM131 217H129V218H131ZM135 216H133V218H134ZM138 217V216H137ZM144 217V216H143ZM154 218H156V216H153ZM162 217V216H161ZM174 217V216H173ZM180 217H182V216H180ZM184 217V216H183ZM182 217V218H183ZM206 217H205V219L203 218V225H202V223H200V221H201V219L199 220L198 218H199V216L198 217H194V218H196L197 219V222H198V220H199V223H200V227H202V228H204V227H206V225H204V224H208L209 222L206 220ZM215 217V218H214ZM227 217L228 216H226V219L225 220H228L229 219V217H228V219H227ZM233 217V216H232ZM238 217V218H239ZM255 217V218H254ZM11 218V217H10ZM55 218V217H54ZM62 218V217H61ZM100 218V217H99ZM145 218V217H144ZM148 218H149V216H148ZM164 218H165V216H164ZM164 218H162V220H161V222H163V219ZM169 218V217H168ZM179 218V217H178ZM186 218V217H185ZM212 218H214V224H213V222H211L212 220H209V219H212ZM222 218V217H221ZM220 218V219H221ZM223 218H225V217H223ZM234 218L236 219V217L234 216ZM249 218L251 219V220H249ZM4 218H2V221H4L3 220ZM9 219V218H8ZM7 219V220H8ZM49 219V218H48ZM52 219H53V217H52ZM72 219V220H73ZM104 219V218H103ZM170 219H173V220H175L174 218H170ZM196 219H194V220H196ZM218 220H220L219 219V216H218V218H217ZM6 220V219H5ZM6 220V223L8 222V224H10L11 223V219H10V222L9 221H7ZM106 220H107V218H106ZM153 220V219H152ZM159 220V219H158ZM165 221H166V218L164 219ZM172 220V221H173ZM185 220H187V219H185ZM193 219H191V221H192ZM204 220L205 221H207V222H204ZM237 220V219H236ZM52 221V220H51ZM58 221V220H57ZM60 221H62V220H60ZM75 221V220H74ZM73 221V222H74ZM103 221V220H102ZM121 221V220H120ZM145 221V220H144ZM143 221V222H144ZM149 221H151L150 220V218H149ZM175 221H177V220H175ZM180 221H182L181 220V218H180ZM187 221H190V220H187ZM230 221V220H229ZM54 222V221H53ZM56 222V221H55ZM77 222H76V224H77ZM88 222V223H87ZM131 222V221H130ZM145 222H147V220L145 221ZM151 222H155L156 223V221H151ZM161 222H160V224H158L159 226L161 225ZM167 222V221H166ZM165 222V223H166ZM217 222V221H216ZM223 222V221H222ZM221 221H220V223H222ZM228 222V221H227ZM226 222V223H227ZM231 222H233V219H231ZM230 222V223H231ZM234 222H235V220H234ZM236 222V223H237ZM251 222V223H252ZM5 223V222H4ZM32 223V222H31ZM34 223V222H33ZM58 223V222H57ZM64 223V222H63ZM62 222H60V225L61 224H63ZM75 223V222H74ZM139 223H140V221H139ZM164 223V224H165ZM171 223V222H170ZM173 223V222H172ZM171 223V224H172ZM176 223V222H175ZM179 223V222H178ZM181 223V222H180ZM189 224L191 223V222H188ZM192 223H194V222H192ZM195 223H196V221H195ZM199 223H198V226H199ZM224 223V222H223ZM1 224H2V222H1ZM50 224H53V223H50ZM55 224V223H54ZM73 224V223H72ZM93 224V223H92ZM142 223H140V227L142 226L141 225ZM144 224V223H143ZM149 224V223H148ZM186 224V223H185ZM188 224V225H189ZM231 224H235V223H231ZM28 225H29V223H28ZM32 225V224H31ZM80 225V226H81ZM124 225V224H123ZM130 225V224H129ZM137 225V224H136ZM135 224H134V226H136ZM147 225V224H146ZM151 225V224H150ZM149 225V226H150ZM152 225H154V224H152ZM179 225V224H178ZM183 225H184V223H183ZM191 225H193V224H191ZM195 225V224H194ZM209 225H211V224H209ZM227 225H229V222H228V224ZM232 225V227H234ZM240 225L239 226H237V227H240ZM245 225H246V227L247 228H245ZM249 225V224H248ZM2 226V225H1ZM5 226H7L6 224H5ZM9 226V225H8ZM27 226V225H26ZM25 226V227H26ZM43 226V225H42ZM49 226V225H48ZM63 226H65V225H63ZM77 226V225H76ZM145 226V225H144ZM155 226V225H154ZM157 226V225H156ZM164 225H162V227H163ZM166 226H167V224H166ZM172 226H173V224H172ZM190 226V225H189ZM196 226V225H195ZM197 226V227H198ZM217 226V225H216ZM230 226V225H229ZM229 226H227L228 227V229H229ZM15 227V226H14ZM21 227V226H20ZM39 227V226H38ZM53 227H54V225H53ZM67 227V226H66ZM117 227V226H116ZM128 227H130V226H128ZM139 227V229H137L138 231H140V228ZM146 227V226H145ZM153 227V226H152ZM151 227V229H153ZM174 227V229H175V231L176 230H178V229H176L175 227V225L173 226ZM179 227H181L180 225H179ZM179 227H177V228H179ZM184 227H186V226H183V228ZM191 227V226H190ZM189 227V228H190ZM209 227V226H208ZM207 227V228H208ZM219 226H217V228H218ZM222 227V226H221ZM226 227V228H227ZM231 227V229H233ZM236 227V226H235ZM10 228V227H9ZM46 228V227H45ZM50 228V227H49ZM52 228V227H51ZM63 228V227H62ZM126 228V227H125ZM136 228V227H135ZM148 228V226L146 227V231L144 230V232L146 233L147 231L149 232V230L147 229ZM161 228V227H160ZM171 228V227H170ZM170 228L168 229V231L170 232ZM187 228V227H186ZM185 228V229H186ZM193 228V226L191 227V229ZM220 228V227H219ZM0 229H2V228H0ZM27 229H28V227H27ZM97 229H98V227H97ZM134 229V228H133ZM143 229V228H142ZM150 229V230H151ZM163 229H165V228H163ZM181 229V228H180ZM185 229H183L184 231H185ZM195 229H196V227H195ZM215 229V228H214ZM221 229V228H220ZM7 230V229H6ZM63 230V229H62ZM99 230V229H98ZM130 229H127V231H129ZM136 230V229H135ZM136 230V231H137ZM156 230H158V229H156ZM182 230V229H181ZM247 230V231H246ZM55 231H57V230H55ZM118 231V230H117ZM132 231V230H131ZM134 231V230H133ZM142 232H143V230H141ZM161 231V230H160ZM163 231V230H162ZM161 231V232H162ZM172 231V230H171ZM180 231V230H179ZM240 231V230H239ZM58 233H59V231H57ZM56 232V233H57ZM141 232V233H142ZM151 232H153V231H151ZM155 233H157L156 231H154ZM158 232H159V230H158ZM166 232V231H165ZM178 232V231H177ZM176 232V233H177ZM186 232V231H185ZM188 232H189V230H188ZM187 232V233H188ZM193 232V233H192ZM205 232V231H204ZM203 232V233H204ZM226 232H230V233H233V237H232V235H230V237H228V233H226ZM8 233V232H7ZM36 233V232H35ZM135 233V232H134ZM134 233H133V235H134ZM140 233V234H141ZM150 233V232H149ZM163 233V232H162ZM161 233V234H162ZM171 233V232H170ZM175 233V232H174ZM191 233L192 234H190V232H189V234L190 235H192L193 236V234L195 233V235H196V233L197 232H195L194 231V228H193V231H191ZM3 233H1V235H2ZM53 234H55V233H53ZM122 234V233H121ZM131 234V233H130ZM136 234V233H135ZM139 234V235H140ZM143 235H144V233H142ZM141 234V235H142ZM168 233L166 232V234L165 235H167ZM178 234V233H177ZM182 234V233H181ZM200 234V233H199ZM216 234V235H215ZM77 235H80V234H77ZM85 236V238H81L82 239V241H81V243L80 242H77V243H75V247L77 246V248H79V246H86L87 248H90V247H93L92 246V242L91 241H88V238H86V233L84 234ZM147 235H148V233L147 234H145V236H144V238L145 237H147ZM150 235V234H149ZM160 235V234H159ZM159 235H157V237H160ZM180 235V234H179ZM188 235V234H187ZM186 235V236H187ZM190 235H188L189 237H190ZM236 235V236H235ZM3 236H5V235H3ZM7 236V235H6ZM41 236V235H40ZM132 236V235H131ZM169 236H171V237H174V235H173V233H172V235H169ZM169 236H167V237H169ZM187 236V237H188ZM238 236V237H237ZM35 237V236H34ZM62 237V236H61ZM76 237V236H75ZM139 237V236H138ZM143 237V236H142ZM153 237V236H152ZM155 237V236H154ZM165 237V236H164ZM182 237H184V236H182ZM182 237H181V239H182ZM5 238V237H4ZM3 238V239H4ZM18 238V237H17ZM57 238H59V237H57ZM118 238V237H117ZM132 238V237H131ZM141 237H139V239H140ZM151 238V237H150ZM149 238V239H150ZM162 238V237H161ZM170 238V237H169ZM176 238H178V237H176ZM2 239V238H1ZM45 239V238H44ZM52 239H53V237H52ZM64 239V238H63ZM77 239V238H76ZM76 239H75V241H76ZM135 239H136V237H135ZM148 239V238H147ZM146 238L145 239H141V240H144V242H145V240H146V242L145 243H148L149 244V241L150 240H147ZM154 239V238H153ZM179 239V238H178ZM221 239L223 240V241H221ZM36 240V239H35ZM77 240H79V238L77 239ZM141 240H139V241H141ZM158 240H159V238L158 239H156V242H158ZM161 240V239H160ZM168 239H166V241H167ZM177 240V239H176ZM180 240V239H179ZM184 240V239H183ZM3 241H5V240H3ZM39 241V240H38ZM44 241V240H43ZM54 240H52V242H53ZM120 241V240H119ZM155 241V240H154ZM169 241H170V239H169ZM37 242V241H36ZM51 242V241H50ZM82 242H83V244H82ZM144 242H142L143 243V245H145L144 244ZM151 242V241H150ZM160 242V241H159ZM168 242V241H167ZM166 242V243H167ZM171 242V241H170ZM169 242V243H170ZM174 242V241H173ZM171 243V245H173L174 246V244L175 243ZM185 242V241H184ZM187 242L188 241H186L185 243V245H187ZM205 242V243H204ZM227 242H229V247H232L230 250L232 251V249H233V251L231 252L230 251V255H229V257L223 252V250L226 248V245L228 244ZM34 243V242H33ZM37 243H39V242H37ZM64 243V242H63ZM241 243H243L242 245V248H241ZM7 244V243H6ZM45 244V243H44ZM52 244V243H51ZM77 244H79V246L77 245ZM141 244V243H140ZM148 244H146V245H148ZM158 244H161L160 246L161 247H164V246H162V244H164V242H163V239H162V242H160V243H158ZM191 244H192V242H189L188 243V245H189V247L191 246ZM206 244V245H205ZM217 244H219V247L217 248ZM226 244V245H225ZM4 245V244H3ZM48 245V244H47ZM54 246H55V244H53ZM52 245V246H53ZM165 245H169V244H165ZM180 245H182V243H180ZM202 245V246H201ZM34 246V245H33ZM137 246V245H136ZM157 246V245H156ZM156 246H155V248H156ZM177 246H178V244H177ZM177 246H174V247H170V246H168V247H170V248H176ZM183 246H184V244H183ZM202 247V249H205V247ZM49 247V246H48ZM80 247V248H81ZM100 247V246H99ZM110 247V246H109ZM114 247V246H113ZM134 247V246H133ZM138 247H139V245H138ZM151 247V246H150ZM149 247V248H150ZM186 248L185 249H187V248H189L188 246H185ZM191 247H194V246H191ZM241 249H240V248ZM103 248V247H102ZM127 248V247H126ZM137 248V247H136ZM142 248V247H141ZM144 248V247H143ZM147 248V247H146ZM154 248V247H153ZM180 248H181V246H180ZM50 249V248H49ZM48 249V250H49ZM95 249H97V248H95ZM151 249L152 248H150L149 250L151 251ZM177 249V251H178V248H176ZM183 250V251H186V253H187V250ZM192 249V248H191ZM195 249H196V247H195ZM207 249V248H206ZM206 249L204 250V251H206ZM210 249V250H211ZM228 248H226V250H227ZM78 250V249H77ZM99 250H100V248H99ZM160 250H162V249H160ZM159 250V251H160ZM165 250V249H164ZM174 250V249H173ZM180 250V249H179ZM198 250V249H197ZM209 250V251H210ZM5 251V250H4ZM39 251V250H38ZM42 251V250H41ZM61 251V250H60ZM182 250H180V254L183 252H181ZM194 251V250H193ZM199 251V250H198ZM202 251V250H201ZM208 251V252H209ZM216 251H217V254H215L216 253ZM229 251V250H228ZM57 252V251H56ZM79 252V251H78ZM80 252H82V251H80ZM80 252H79V254H80ZM174 252V251H173ZM191 252V251H190ZM207 252V251H206ZM211 252V251H210ZM215 252V253H214ZM39 253H40V251H39ZM142 253V252H141ZM166 253H169V252H166ZM171 253H172V251H171ZM175 253V252H174ZM173 253V254H174ZM179 253V252H178ZM183 253H185V252H183ZM186 253H185V256H184V254H182L181 256H182V261L184 260V261H186L187 260V257H186ZM196 253V252H195ZM205 253V252H204ZM211 253V254H212ZM222 254V255H220L219 256V254ZM6 254V253H5ZM126 254V253H125ZM130 254V253H129ZM135 254V253H134ZM134 254L132 255L133 257H134ZM162 254V253H161ZM176 254H177V252H176ZM188 254V253H187ZM231 254L233 255V254H235V255H233V256H231ZM41 255V254H40ZM105 255V254H104ZM116 255V254H115ZM131 255V254H130ZM157 255V254H156ZM175 255V254H174ZM173 255V256H174ZM193 256H195L194 254H192ZM198 255V254H197ZM82 256V255H81ZM86 256V255H85ZM99 256V255H98ZM119 256V255H118ZM136 257H137V259L140 261V264H142V263H146V261H147V263H148V260H146V258H142L141 256H139L138 254L137 255H135ZM158 256H159V253H158ZM180 256V255H179ZM180 256V257H181ZM183 256L184 257H186V258H183ZM205 256H207V255H204L203 254V256H201V257H205ZM209 256V255H208ZM1 257V256H0ZM108 257V256H107ZM133 257H132V259H133ZM150 257H152V256H150ZM165 257V256H164ZM190 257V256H189ZM81 258H83V257H81ZM100 258H101V256H100ZM99 258V259H100ZM116 258V257H115ZM155 258V257H154ZM172 259H173V257H171ZM194 258V257H193ZM135 259V258H134ZM144 259V260H143ZM198 259V258H197ZM237 259V260H238ZM91 260V259H90ZM119 260V259H118ZM136 260V259H135ZM175 260H176V258H175ZM178 261L180 260V259H177ZM194 260V259H193ZM213 260V259H212ZM101 261V260H100ZM139 261H138V263H139ZM183 261V262H184ZM188 261H189V259H188ZM187 261V263L189 264L191 261H192V259H191V261L190 262H188ZM196 261H198V260H195V262ZM203 261V260H202ZM201 261V262H202ZM210 261V260H209ZM7 262V261H6ZM95 262V261H94ZM103 262H104V260H103ZM114 262V261H113ZM125 262V261H124ZM132 262V261H131ZM142 262V263H141ZM180 263H181V261H179ZM200 262V261H199ZM204 263H201V264H209V263H207V261L205 260V261H203ZM211 262V261H210ZM106 263V262H105ZM109 263H111V262H109ZM146 263V264H147ZM150 263V262H149ZM237 263H239V261H237ZM102 264V263H101ZM107 264V263H106ZM113 264H115V263H113ZM120 264V263H119ZM134 264V263H133ZM153 264V263H152ZM156 264V263H155ZM182 264H184V263H182ZM186 264V263H185ZM192 264H194V261H192ZM240 264V263H239ZM243 264V263H242Z\"/></svg>",
    "mask_w": 264,
    "mask_h": 264
}]
</instances>
